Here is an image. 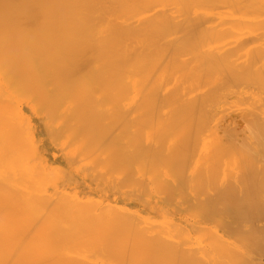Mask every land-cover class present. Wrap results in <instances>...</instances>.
Wrapping results in <instances>:
<instances>
[{
  "label": "bare ground",
  "instance_id": "1",
  "mask_svg": "<svg viewBox=\"0 0 264 264\" xmlns=\"http://www.w3.org/2000/svg\"><path fill=\"white\" fill-rule=\"evenodd\" d=\"M126 1V0H125ZM138 2H139V0H137ZM141 1H145V0H141ZM149 1V6L147 5V7H149V9L151 8H153V6L151 7V5L154 3L153 1H150V0H148ZM147 1V2H148ZM154 1H156V0H154ZM164 1V0H163ZM168 1V0H167ZM167 1L165 2V3H167ZM210 1V0H209ZM216 1V0H215ZM221 1V0H220ZM59 2H61V13L59 14V16L60 15H62V18H60V20H62L63 21V23L64 22H67V21H70L71 22V20H75V17H76V12H77V15L78 16H80L79 17V19L81 20H83V18L82 17H84V22L82 21H79V22H81V24H78V26L80 27L81 26V28L83 29V28H85L86 29V27L88 28V29H86L87 31L89 30V32L91 33V30L92 31H97V30H95V27H96V29H99V28H97L98 27V25H99V27H100V33L102 34V32L103 33H106L105 35H103V36H101V34L99 33V32H93V33H91V36L90 35H88V32L85 30V29H83V30H85L84 32H83V34H82V32H80V30H81V28H79L80 30H79V32H78V29H76L77 30V32L79 33V34H76V31H74V30H71L69 33H68V29L66 30L65 28H66V26H63V25H61V24H63V23H61L60 25H61V28H59L58 27V15H57V13H58V10H57V4H58V0H0V104L2 103H6V105L5 106H3L2 104V106H1V108L3 107V111H4V107H6L7 106V104L9 105H14V106H16V108L14 107V110H15V116L17 117V119L19 120V122H20V124L21 125H23L24 123H25V118L22 116V114H21V111L19 110V108H18V103H19V97H18V95H17V93L19 94V95H23L24 93H23V90L22 89H24V92H25V95H26V93H27V96L28 97H30L31 98V100L32 101H34V100H36V104L38 103V102H40V107L41 108H43V105H42V102H43V104H45L44 106H45V111L43 110V114H44V112H46V114L44 115L45 117H46V119L48 120V122L47 123H49V120H50V123H51V121H53L52 119H51V116H50V112H51V109H52V111H57L58 110V108L56 107V105L59 103H63V107H64V105H65V107L64 108H62L61 107V105H59L62 109H61V115H64V117L62 116L61 117V115L60 116H58V117H60V118H65L66 120H65V122L67 121V119L69 118V122H71V120H72V118H74V116H75V114L76 115H78L79 116V114L81 115H84V114H86V112H88V110H89V113L88 114H90V113H96V112H98V111H96V109L94 110V107L95 106H99V107H101V108H103L102 106H105V105H107L108 104V102H109V105L108 106H110V107H108V108H113V107H111V106H113V105H115V103L117 104V103H121V104H126V103H131L130 105H132V106H128V108L127 109H125V107H123L124 109H125V111H120V113H119V111H116V112H114V110H119V106H118V109L117 108H115V107H117V105H120V104H117L114 108H113V110L111 109H108V110H110V111H112V112H108V115H106V117H104V116H101V113H102V115H104V114H106V113H104L103 114V112H99V114L97 113V114H93L94 116H96L98 119H95V121H93V123L91 122V120H94V118L93 119H91L92 118V116H91V120H90V123H92V124H94V122H97L98 121V123H96L95 125H91V124H89L88 125V123H87V126L85 125L86 123L84 122L85 121V119H83L84 121V123L83 122H81L83 125L82 126H84L83 128H86V127H88V126H93L94 128H95V126H97V124L98 125H101L102 123L105 125V127L104 128H106L105 130H107V129H110V128H112L113 129V127L116 125L115 123H117V122H121L122 120L121 119H119V118H116V116H118V117H120L119 115H116V114H120L121 115V113H122V116H124V114H127V112L126 111H131V113L133 112V117H131L130 119H129V114H130V112H128V116H127V120L126 119H124L125 121H128V122H130V123H128V122H126V123H124V120H123V122H121L120 123V128L121 129H119L118 130V127H117V129L116 128H114V129H116L117 130V133L120 131V130H122V131H120L121 133H124V132H129V136H130V138L132 137V133H135V132H137V131H135V130H138V127L140 128L141 127V125H137V124H139V123H142V121H143V123H144V120H148L149 122L150 121H152V117H154V116H157V118H159V119H157V121L158 120H161V122H163L164 120H165V122H166V120H167V123L169 124L170 122H168L169 121V118H171L170 119V121L172 120V118H173V123H175V121H174V119H176L177 120V125L179 124V126L180 125H182L183 123L182 122H184V125H186L188 122H186L187 120L188 121H190V120H192V121H199V119L200 118H202V120L204 121V120H206V119H204V118H207V120H209V119H211V122H212V118L214 117V120H216L217 118H216V116H217V110H216V107H217V105H216V103H219V101H227V100H231V101H236L237 100V102H239L238 100H240V102H244V100L243 99H245V101H252L253 100V98H254V100L256 99L255 97H260V98H257L258 100L260 99V100H264V44H260V45H258L257 46V44L258 43H260V41L262 42V41H264V38H263V33H261L262 31H264V27H262V26H264V23H262V22H264L262 19V21L259 19V20H257L256 19V22H255V15H256V17L258 16L259 17V15L262 13V15L261 16H264V0H233V2L234 3H232V0H231V2H229V4H230V8H235V10H234V8H233V10L234 11H237V13H234V15H236V14H239V12H240V14H242V15H246V13H247V15H248V13H249V15H248V17L250 18L251 16H254L253 17V20H251V19H247L248 21H247V23H248V26H251V29H254L255 27H258L261 23H262V25H260L259 26V28H257L259 31H260V29H262L263 28V30L262 31H257V29L255 28L254 30H252L253 32H255V31H257V32H259V36L262 34V38H261V36H260V38L262 39V40H256V37L253 39V37H252V39H253V41H252V39H249L250 41H251V43H253L254 41H256V42H254V43H256V45H254L253 47H250L249 46V42L246 40V39H248V38H251V37H248V38H245V39H243V35H244V33H238V34H235V33H233L232 35H231V31H229L230 33V35L232 36V38H231V36H228L227 37V35L228 34H225L226 36V38H222V36H221V34H220V36H217L216 34H218L217 32L215 33V35L217 36L216 38H215V36H213V34L209 37L208 35V37L209 38H211V40H210V42L208 41L209 40V38H206L207 36L206 35H203V36H205V38L206 39H208L207 41H208V44H207V42L206 41H204V40H206L204 37V39L202 38V36L201 37H198V38H202V40H195L196 38L194 37H192V38H185V37H179V38H175L176 36H174V37H172V36H168L167 34H166V32H165V34L167 35V36H164L165 38H162L161 37V35L163 36L164 35V31H167L168 32V30H174L173 29V25H172V27H170L171 26V24H174V22L172 21V18L173 17H167L168 16V14H165L166 13V11H165V13L163 14V13H161V14H158L159 13V11L158 12H155V14L154 15H152V17L153 16H155V17H151V15L150 16H144V18H143V20H142V18L141 19H138V24H136L135 26H132L134 23H131L132 22V20H133V18L131 17V16H129L130 14H132L133 13V10L135 9H137V8H134L133 6H136L135 5V2H133L134 4H133V6H132V2L130 1L129 2V0H127V3L124 5V0H121V2H123L122 3V5H121V2L119 3L118 2V0H115V2H113V0H61V1H59ZM117 2V3H116ZM150 2H153V3H150ZM171 2V1H170ZM181 2V1H180ZM213 3H214V0L212 1ZM224 2H227L228 3V0L227 1H225L224 0ZM113 3V4H112ZM114 3L116 4L115 6H117V4H118V7H116L117 9H115V8H113L112 7V5L114 6ZM146 3V2H145ZM165 3H162L163 5L165 4ZM172 3V2H171ZM185 3V2H184ZM127 4L128 5H130V6H132L133 7V10H129V9H131V7L130 6H127ZM168 4V3H167ZM174 4V3H173ZM172 4V5H173ZM182 4V3H181ZM207 4V3H206ZM221 4V3H220ZM225 4V3H224ZM233 4V5H232ZM156 5H157V3H155V7H156ZM163 5H161V6H163ZM166 5V4H165ZM168 5H170V4H168ZM167 5V6H168ZM175 5V4H174ZM177 5H179V4H177ZM194 5H195V3H194ZM198 5V4H197ZM205 5V4H204ZM114 6V7H115ZM126 6V7H125ZM145 6V5H144ZM144 6H142V7H144ZM183 6V5H182ZM211 6H213V5H211ZM233 6V7H232ZM120 7H122L123 9L124 8H126V9H124V10H126V11H128V13H126V12H120V11H122V8L120 9ZM136 7H138V6H136ZM146 7V8H147ZM159 7V6H158ZM220 7H222V6H220ZM223 7H225V6H223ZM173 8H174V6H173ZM172 8V9H173ZM186 8V7H185ZM210 8V7H209ZM229 8V9H230ZM74 9V10H73ZM141 9V8H140ZM187 9V8H186ZM199 9V8H198ZM60 10V9H59ZM116 10H118V11H116ZM120 10V11H119ZM146 10V9H145ZM145 10H143L142 9V12L143 11H145ZM167 10V9H166ZM176 10H178V8L177 9H175V11ZM180 10H181V8H180ZM183 10V9H182ZM75 11V17L74 16H72L73 18H70L69 20H68V15H70L69 17H71V12L73 13ZM131 11V13L129 14V12ZM141 11V10H140ZM168 11V10H167ZM185 11V10H184ZM209 11V10H208ZM233 11V12H234ZM118 12V13H117ZM120 12V13H119ZM148 12V11H147ZM161 12V11H160ZM186 12H188V11H186ZM100 14V15H98V14ZM129 14L128 16L129 17H131V18H129L128 16H125L126 14ZM134 13H136L137 15H139L141 12H134ZM134 13H133V16H134V18H135V16H137V15H134ZM146 13V11L144 12V14ZM156 13H157V15H156ZM177 13H179L178 11L176 12V14ZM182 13V12H181ZM180 13V14H181ZM188 13H190V12H188ZM119 14H120V18H118L119 17ZM142 14V13H141ZM171 14V13H170ZM227 14V13H226ZM251 14V15H250ZM258 14V15H257ZM123 15V16H122ZM179 15V14H178ZM188 15V14H187ZM198 15V14H197ZM232 15V14H231ZM242 15H241V17H242ZM77 16V17H78ZM176 16V15H175ZM191 16V15H190ZM237 16V15H236ZM122 17H125V19L123 18V21H122ZM127 17V18H126ZM199 17V16H198ZM244 17V16H243ZM246 17V16H245ZM247 17V18H248ZM86 18H87V22L88 23H90V21L92 22V24H91V26H90V24L88 25L87 24V22H86ZM88 18H90L89 20H88ZM170 18V19H169ZM65 19H67V20H65ZM77 19V18H76ZM79 19H77V21L79 20ZM119 19H121V20H119ZM176 18L174 17V19L173 20H175ZM185 19V18H184ZM197 19V18H196ZM126 20V21H125ZM128 20H131V22H128V24L130 23V25H128V24H125ZM139 20H141V21H139ZM191 20V19H190ZM199 20H200V18H199ZM239 20V19H238ZM251 20V21H250ZM72 21V22H73ZM77 21H75V22H77ZM180 21V20H179ZM187 21V20H186ZM210 21V20H209ZM243 21V20H242ZM241 20H240V24H241V22H242ZM245 21V20H244ZM243 21V22H244ZM260 21V22H259ZM70 22H68V23H66L67 25L68 24H70ZM78 22V23H79ZM123 22V23H122ZM125 22V23H124ZM173 22V23H172ZM175 22H177V21H175ZM181 22H183L184 23V20L183 21H181ZM180 22V23H181ZM188 22V21H187ZM186 22V23H187ZM229 22V21H228ZM235 22H237L236 20L235 21H232L231 20V27H233V25H235ZM238 22L236 23V24H238ZM246 22V21H245ZM244 22V24L246 25V23ZM87 25H86V24ZM179 23V22H178ZM177 23V24H178ZM213 23V22H212ZM257 23H260L258 26H255V24H257ZM65 24V25H66ZM73 24H74V22H73ZM76 24V23H75ZM82 24H85L86 25V27H85V25H83V27H82ZM238 25V27L239 28H242V30L245 28V29H249V30H251L250 29V27H248L247 25H246V27H244L243 28V26H244V24L242 25V27H241V25ZM71 25V24H70ZM94 27H93V26ZM170 25V26H169ZM175 26H176V23L174 24ZM180 25V24H179ZM178 25V26H179ZM187 25V24H186ZM191 25V24H190ZM225 25V24H224ZM229 25V24H228ZM252 25L253 26H255V27H253L252 28ZM72 26V25H71ZM75 26V25H74ZM73 26V27H74ZM166 26H169V27H167V28H164V27H166ZM174 26V27H175ZM182 26V25H181ZM181 26H179V27H181ZM230 26V25H229ZM76 27H77V24H76ZM75 27V28H76ZM89 27H90V29H89ZM92 27V28H91ZM221 27V26H220ZM223 27V26H222ZM234 27H236V26H234ZM261 27V28H260ZM71 29H73L72 27H70ZM74 28V29H75ZM176 28H177V26H176ZM103 29V30H102ZM168 29V30H167ZM232 29V28H231ZM235 29H237V27L235 28ZM234 29V30H235ZM82 30V31H83ZM163 30V34L161 33L160 34V36L158 35H156V32H161ZM171 30H170V32H171ZM176 30V29H175ZM177 30H178V28H177ZM203 30V29H202ZM226 30V29H225ZM75 33H74V32ZM201 31V30H200ZM223 31V30H222ZM236 31V30H235ZM238 31V30H237ZM239 31H241V30H239ZM252 31H251V33H252ZM72 32L74 33V34H76V35H74V34H72ZM86 32V34H84ZM158 32V33H159ZM170 32H168V33H170ZM203 32V31H202ZM250 32V31H249ZM89 33V34H90ZM97 33H99L100 34V37L98 36L97 38H95L94 36H96V34ZM110 33V35H108V34ZM153 33H155V35H151V34H153ZM157 33V34H158ZM214 33V32H213ZM222 33V32H221ZM226 33V32H225ZM247 33V32H246ZM82 35V36H80V38L78 37V38H76V37H74V36H79V35ZM92 34H94V35H92ZM171 34V33H170ZM199 34V33H198ZM203 34V33H202ZM224 34V33H223ZM248 34V33H247ZM73 35V36H72ZM88 35V36H87ZM236 35H238V36H236ZM255 35H257V34H255ZM86 36H87V38H89V36H90V38L88 39V41L86 40ZM192 36H194V35H192ZM196 36V35H195ZM74 37V38H73ZM82 37V38H81ZM169 37H170V39H169ZM172 37V38H171ZM220 37V38H219ZM85 38V39H84ZM93 38H95V39H93ZM197 38V39H198ZM253 43V44H254ZM205 47H207V48H205ZM203 49V48H205L204 50H201V49ZM198 49H200L201 51H199ZM101 86L102 88H100L99 86ZM37 86H38V88H37ZM98 86V87H97ZM98 88H100V89H98ZM250 88H251V90H250ZM255 89V91L253 90V89ZM26 89V90H25ZM249 89V90H248ZM20 90V92L22 93V94H20L18 91ZM253 90V91H252ZM25 95H24V98H25ZM29 98V99H30ZM247 98H248V100H247ZM22 99V98H21ZM34 99V100H33ZM250 99H252V100H250ZM27 100V99H26ZM116 100V102H114ZM21 101V100H20ZM31 101V102H32ZM100 101H102L101 102V104L102 105H100ZM104 101H105V103H104ZM118 101V102H117ZM96 104H95V103ZM112 102V103H111ZM25 103V102H24ZM35 103V102H34ZM87 104V103H93V105H95V106H93V111L94 112H90V110L92 111V106H91V104H90V106L91 107H89V109L88 110H85V106L86 105H84V104ZM51 105V107L53 106L52 104H55L51 109H50V105ZM76 106H75V105ZM88 104V105H89ZM98 104V105H97ZM104 104V105H103ZM10 105L7 107V109L9 110V108H10ZM32 105H34V104H32ZM47 105V106H46ZM87 105V106H88ZM36 106V105H35ZM121 106V105H120ZM20 107V106H19ZM27 107V106H26ZM37 107V106H36ZM40 107H38V108H40ZM85 107V108H84ZM107 107H105V108H107ZM122 107V106H121ZM129 107H132V108H129ZM47 108L48 109H50V110H47ZM54 108H55V110H54ZM100 108V109H101ZM6 109V108H5ZM35 109V108H34ZM60 109V108H59ZM87 109V108H86ZM121 110H122V108H120ZM1 111L0 112H3L2 111V109H0ZM14 110H12V107H11V111L13 112ZM37 110V109H36ZM42 111V110H41ZM41 111H40V114H41ZM50 111V112H49ZM96 111V112H95ZM106 111H107V109H106ZM238 111H239V109H238ZM10 112V111H9ZM8 112V113H9ZM35 112V111H34ZM48 112H49V114H48ZM113 112L114 113H116V114H113ZM125 112V113H124ZM8 113H6L5 111H4V113H1L3 116H4V114H8ZM27 113V112H26ZM52 113V112H51ZM66 113H68V115L70 114V116L68 117V115L65 117V115H66ZM109 113H111V114H109ZM216 113V115H214ZM13 114V113H12ZM58 114H60V113H58ZM72 114H74V116L72 115ZM134 114H137V115H135L136 116V118H138L137 116L138 115H140L141 117L142 116H144L143 118H141V117H139L138 119H143V120H133V118H134ZM9 115H11V114H9ZM36 115V114H35ZM52 115V118L54 117V119H56V117L55 116H53V114H51ZM55 115V114H54ZM73 117H72V116ZM81 115V116H82ZM114 115V116H113ZM131 115V114H130ZM1 116V115H0ZM30 116H31V114H30ZM33 116V115H32ZM38 116V115H37ZM48 116H50V119H48L47 117ZM86 116H87V114H86ZM89 117H90V115H88ZM109 116V118H107ZM110 116H112V119H111V117ZM146 116L147 117H149V119H147L146 118ZM57 117V118H58ZM68 117V118H67ZM70 117H72L71 119H70ZM85 117V116H84ZM116 119H119V121L117 120V121H114V120H116ZM2 118V117H1ZM5 118V117H4ZM31 118V117H30ZM59 118V120H61ZM108 120V121H110V122H108V125H106L105 123H104V121L103 120H106V119ZM125 118V117H124ZM152 118V119H151ZM163 120H162V119ZM165 118V119H164ZM166 118H168V119H166ZM76 119V118H75ZM78 119H80V117L78 118ZM77 119V120H78ZM89 119V118H88ZM88 119H86V121L88 120ZM99 119H102V121L100 120V122H99ZM129 119V120H128ZM1 120V119H0ZM10 120H12V119H10ZM27 120V119H26ZM44 120V119H43ZM42 120V121H43ZM76 120V121H77ZM106 120V121H107ZM111 120H112V122L115 124V125H111L112 124V122H111ZM121 120V121H120ZM130 120H133V122H138L139 121V123H134L136 126H138L136 129L133 127H131L130 125H134L133 124V122L132 121H130ZM154 120L155 121H153V123L154 122H156V117L154 118ZM179 120H183L182 122H180ZM206 120V121H207ZM4 121V120H3ZM6 121H8V119L6 120ZM29 121V120H28ZM62 121V120H61ZM66 122L67 124H65V126H67V125H69L70 123L69 122ZM75 120H74V123L76 122ZM81 121V120H80ZM105 121V122H106ZM172 121H171V125L173 124L172 123ZM178 121L181 123H178ZM194 121V122H195ZM203 121H201L200 120V128L201 127H203V126H201L202 125V122ZM5 122V121H4ZM36 122H38V121H35V123ZM44 122V121H43ZM56 122V121H55ZM63 123H64V119H63V121H62ZM79 122V121H78ZM132 122V123H131ZM160 122V121H159ZM191 122V121H190ZM188 123L187 125H188V127H190V129H191V125H192V123L194 124V122H192V123ZM210 122V123H211ZM215 123H216V121H214ZM3 123V122H2ZM7 123V122H6ZM13 123H14V120H13ZM12 123V124H13ZM34 123V124H35ZM59 123H60V121H59ZM69 123V124H68ZM74 123L72 122V126L73 127H71V128H74ZM80 123V122H79ZM80 123V124H81ZM110 123V124H109ZM128 123V125L130 126L129 128L130 129H133L132 131H135V132H132L131 131V134H130V129L129 130H126V129H128L127 127H128V125H126ZM143 123H142V127L144 128L148 123L146 122V123H144V126H143ZM151 123V124H150ZM147 126V128H149L150 129V132L147 130H145L146 131V136L148 135H151L152 134V132H154V129H153V127L151 126V125H154V127H155V123L153 124L152 122H150ZM158 122H156V124H157ZM176 123L175 124H173L174 125V129H176L177 128V125H176ZM199 123H196L197 125H199ZM42 124V123H41ZM55 125V123H53L52 122V125ZM78 124V123H77ZM76 124V125H77ZM77 125V126H75V129H76V127L77 128H79L80 127V129H79V131L81 130V128H82V126L81 125ZM123 124H125V126H126V128H125V126L123 125ZM164 124V122L163 123H161V127H159V128H157V127H155V129L157 130V129H159V133H160V131L162 130L161 128L164 126L163 125ZM166 124V123H165ZM195 124V125H196ZM205 124V123H204ZM207 124V123H206ZM205 124V125H206ZM217 124L218 123H216L215 125H211L212 127H210V124H208L209 125V127L211 128L210 130H212V133H215L216 132V128H217ZM8 125V124H7ZM62 125V124H61ZM119 125V123H117V125L116 126H118ZM121 125H123V126H121ZM149 125L152 127V129H151V127H149ZM158 125V124H157ZM176 125V126H175ZM186 125V126H187ZM194 125V126H195ZM205 125H204V127H205ZM207 125V126H208ZM234 124H232V127H231V124L229 123V124H223V126H221L222 127V129H220V128H218V131H219V129H220V132L222 133V132H224L225 134H227V132H231L232 133V129H234V131L235 130H237L238 128H240V127H235V125L233 126ZM13 126L14 127H16V125H15V123L13 124ZM24 126V125H23ZM27 126V125H26ZM65 126H61V127H63L62 129H60L58 126H55V127H57L56 128V130H59L60 129V131H58L59 133H57V136H58V134H60V133H62L61 131H63V129H64V133L65 132H69L68 130H66L67 128H69L70 127V125H69V127H65ZM102 126L103 125H101V127L100 128H102ZM107 126H112V127H108L107 128ZM115 126V127H116ZM166 126H167V124H166ZM178 126V127H179ZM193 126V125H192ZM206 126V127H207ZM219 126V125H218ZM237 126H239V124L237 125ZM245 126V125H244ZM242 127V131H246L247 130V128H249V129H254L253 127H250V125H249V127L246 125L245 127H247V128H245V127ZM8 127H10V126H8ZM42 127V126H41ZM122 127H123V129H124V131H123V129H122ZM165 127V126H164ZM168 128H169V126H167ZM171 127L173 128V126H170V128L168 129V130H170L171 129ZM184 127V126H183ZM196 127V126H195ZM205 127V129L206 130H208L207 128ZM17 128V127H16ZM27 128V127H26ZM90 128V127H89ZM92 128V127H91ZM91 128L89 129L90 131H91V133H92V130L94 129H92L91 130ZM99 127H97V129H98ZM180 128H182V127H180ZM193 128V127H192ZM198 128H199V126H198ZM199 128V129H200ZM237 128V129H236ZM244 128V129H243ZM9 129H12V128H9ZM29 129H31V128H29ZM28 129V130H29ZM43 129V127L40 129V132H41V130ZM88 129V128H87ZM97 129H96V132L94 131V133H92V134H96L97 133ZM114 129L113 130H111L112 132H115L114 131ZM161 129V130H160ZM165 129V130H164ZM173 129V130H174ZM184 130L186 129V127L185 128H183ZM195 129V128H194ZM246 129V130H245ZM248 129V130H249ZM257 129H260V130H263L264 131V127L263 126H259V127H257ZM17 131L19 130L18 128L16 129ZM16 130H15V132H16ZM66 130V131H65ZM74 131V135L76 136V135H78V133H76L75 134V131H77L78 129H76V130H74V129H71V131ZM86 130V129H85ZM84 129H83V131L85 132H83V134H82V132H79L80 134H82L83 136H82V138L84 137V134H86V131H85ZM95 130V129H94ZM103 132L102 133H105L104 131L105 130H103V129H101ZM101 130L100 131H98V136H99V134L101 133ZM153 130V131H152ZM167 129L166 128H163V131H165L166 132V138H167V136L169 137V135L171 136V137H169V141H170V138H175V137H177V136H179V132H178V130H179V128H178V130L176 131L175 130V132H178L177 134L176 133H171V132H168L167 133V131H166ZM172 130V131H173ZM184 130H183V133H184V135H185V132H184ZM187 130V129H186ZM189 130V129H188ZM188 130H187V132H188ZM193 130V129H192ZM192 130H189V133L192 131ZM201 130H203L202 131V133L204 134L206 131L204 130V129H201ZM201 130L199 131V130H197L199 133H201ZM210 130L208 131V132H210ZM256 130V129H255ZM11 131H13V129L12 130H8V128H6V126L4 127L2 124H0V132H2L3 133V140L2 141H0V142H2V146H3V148H5V149H3L4 151L6 150V148L7 149H9L8 147H10V146H8V142H9V140L11 141L13 138H11L10 139V136H9V133L10 134H12L13 132H11ZM33 131V130H32ZM31 131V132H32ZM108 131V130H107ZM110 131V130H109ZM139 132L141 131L142 133H144L143 131H144V129L142 130V129H139L138 130ZM179 131H181V129L179 130ZM205 131V132H204ZM233 131V132H234ZM239 131V130H238ZM252 131V130H251ZM254 131V130H253ZM258 131V130H257ZM14 132V133H15ZM155 132H157V131H155ZM155 132L153 133L154 135H155ZM174 132V131H173ZM195 132V131H194ZM192 133V134H195V133ZM207 132V134L209 135V133ZM240 132V131H239ZM12 134V135H20L21 136V132H20V134H19V131L16 133V134ZM39 133V132H38ZM63 133V134H64ZM72 133V132H71ZM100 134L101 135V137H100V139H103L104 137H102V136H104L103 134ZM106 133H108V132H106ZM116 133V134H117ZM142 133H137V134H133L135 137H138L139 139H136L135 138V140H141L140 141V146H141V144H142V146H143V136H140ZM147 133H149V134H147ZM151 133V134H150ZM158 132L156 133L157 134V136H158V134H159ZM164 132H161V135L163 134ZM171 133V134H170ZM198 133V138L195 136V135H192V137L193 138H197V141L199 140L200 141V139H199V135H201V134H199ZM236 133H238L237 131H236ZM247 133V134H246ZM249 133H251L250 132V130H249ZM247 131L244 133V135L246 134L247 136H248V134H249ZM260 133V132H259ZM63 134H61V136H63ZM66 134V133H65ZM88 134V133H87ZM90 134V133H89ZM92 134H90L91 136H93ZM96 134V135H97ZM111 134V133H110ZM113 135H115V137L114 136H112V135H109L108 136V138H109V141L107 140V142H111V144L113 143V140H114V143H116L115 141H117V139H120V137H121V135L122 136H125L126 137V133H125V135L124 134H119V137H117L116 136V134H114V133H112ZM128 134V133H127ZM138 134H140L139 136H137ZM152 134V138H150L151 140L153 139V141H154V137L156 136H154ZM169 134V135H168ZM172 134H174V136H172ZM181 134V133H180ZM188 133H186V135H187ZM220 134V133H219ZM230 134V133H229ZM235 134V133H234ZM233 134V135H234ZM242 134V133H241ZM16 135V137H19V136H17ZM47 135V134H46ZM52 135L54 136V140H58V137L55 135V134H53V132H52ZM68 135V137H70L69 136V133H67L66 134V136ZM90 135H88L87 136V138L88 137H90ZM95 135V137L93 138V139H95V140H93V145L94 146H96V147H99L98 148V151H97V149H91V148H93V147H91V148H88L89 147V145H91L92 144V142H88V139H83V141L84 142H86V140H87V144H85V145H88V143H89V145H88V147H85V145H83V147H85L84 149H80L81 151H83L84 150V152L86 151V148H88L87 150L89 151L90 149L92 150V151H94L93 153L91 152V150L89 151V152H87V154H89V155H87L86 154V152L85 153H83V152H81V154H82V159L84 158V161L85 160H87L86 158V156H88V159H89V157H90V155L91 154H93V155H91V161H92V159L94 158V156L96 157V156H99L100 157V155L99 154H104L103 156V159L104 158H107L108 159V161H110V162H113V164H116L118 167H116V166H114L112 163H111V165H112V168H110L111 167V165H110V167H107L106 168V166H107V164L105 165L104 163H107L108 161L107 160H105L106 162H104L103 164L101 163V164H95L94 162H91L90 161V163L92 164H95L93 167H92V169H91V167H90V171L92 170V171H94L95 173H97L96 171H95V169H93L96 165L98 166V165H101V166H99L100 167V169L102 168V169H104V171L106 172V175L107 176H109V178L111 177L110 175H111V173H112V171H113V174H114V170H113V168L114 169H116V168H118L119 169V166L121 167V166H123L122 168L123 169H121L120 168V171L119 172H122V174L125 176V178L123 177V179H121L122 181L125 179V180H127L128 181V179H129V177H130V173H132L133 175H135V173L136 172H134V169H132L131 167H130V165L128 164L129 162L128 161H130L131 159L130 158H132L133 156L135 157V159L134 158H132L134 161V163H135V165H136V162H137V164H138V162H139V164L138 165H136V166H138L140 169L138 170L139 171V173H140V175H141V173L143 174V176H142V179H145L144 178V171H143V168H144V170H146L145 171V174H146V172H147V168H146V165L145 164H149L148 162H146V163H144L143 165H144V167H143V165H142V163H143V161H142V159H144V158H142V159H139V161H136V160H138V158H141V156L142 157H147V155L148 154H150V152L151 151H153V150H155L154 148H153V145H151V143H150V139H149V137H148V140H147V143H146V145L143 147L144 149L145 148H147L146 146H148L149 145V143H150V145L152 146V147H150V148H152V149H150L149 150V153L147 154V152L145 153V151L146 150H141L142 149V147L140 148L139 147V150H141L142 151V154H141V156H140V154H138V153H136V151L137 152H139L138 151V149H137V147H136V151H135V146L137 145L138 146V144H139V142L137 141H135L133 138L134 137H132V139L134 140V143L131 141V144H129L130 143V138H128L129 136L127 135V138L129 139H127L126 138V140L127 141H129L128 143H126V141H125V137H121V139L124 141V145H123V147L121 148V146H122V141L119 143V141L120 140H118L117 141V143H119V144H121V146H119V145H117V143L115 144V145H117V147L119 148H117L114 144V146L112 147V146H110L109 144V147H112V151L114 150V152H116V151H118V152H116L115 154H117V153H119L122 149L124 150V152H127L128 151V153H119L120 154V156H119V154H118V156L117 157H119V159L121 158V155H128V154H130L131 152L129 151V150H127L128 149V147H126V146H130V145H132V143L133 144H135L133 147V151H132V155L133 154H136V155H133L132 157H129V155L127 156V157H129V158H127L126 156H122L123 158L121 159V161L123 162L124 161V163H125V166H126V164L129 166V168H127L128 170L129 169H132V171H130V172H128L127 174H128V176H127V174L124 172L123 173V171H125V169H124V163H122V165H119V162H120V164H121V161H119V159H117V157H116V155L114 154L113 155V153H111V151H109V150H111L109 147H107L108 149V151L104 148V146H103V148L102 147H100L101 145H100V142H101V140H100V142L98 141L99 139H97L96 137H98V136H96ZM143 135V134H142ZM160 135V134H159ZM161 135H160V137H161ZM175 135H177V136H175ZM188 135H190V134H188ZM213 135V134H212ZM215 135H218V132H216L215 133ZM222 135H223V133H222ZM231 135V134H230ZM262 135H263V132H262ZM1 136V137H2ZM56 136V137H55ZM75 136L73 137L74 138V140H75V144L77 145L78 143H79V145L78 146H76V148L77 147H79L80 145H81V143H82V138L80 139L81 140V143L80 142H78L77 141V143H76V138H77V136H76V138H75ZM80 137H81V135H79ZM86 136V135H85ZM182 136H183V134H182ZM181 136V137H182ZM202 137H203V135H201ZM211 136V135H210ZM221 136V135H220ZM239 136H241L240 135V133H239ZM239 136H237L238 137V139H239ZM252 136V135H251ZM14 137V136H13ZM47 137H49V136H47ZM52 137V136H51ZM65 137V136H64ZM115 139H114V138ZM142 139H141V138ZM159 137V136H158ZM163 137H164V134H163ZM163 137L162 138H157V140H160V139H162V140H165V139H163ZM181 137H179V139L181 138ZM185 137V136H184ZM190 137V139H191V136H188V138ZM213 137H215L214 135L212 136V138ZM219 137V136H218ZM223 137V136H222ZM221 137V138H222ZM227 137H229L230 138V136L228 135ZM237 137H235L236 139H237ZM264 137V136H263ZM22 138V137H21ZM29 138V137H28ZM59 138H60V135H59ZM66 138V137H65ZM79 138V137H78ZM84 138H86V137H84ZM92 138L90 137V140H92ZM99 138V137H98ZM106 138H107V135H106ZM105 138V139H106ZM107 138V139H108ZM117 138V139H116ZM174 138L171 140L172 142L171 143H173V140H174ZM183 138V137H182ZM185 138H187V137H185ZM192 138V139H193ZM203 138H207V139H209V137L207 136V135H205V137H203ZM203 138H201V139H203ZM216 138H217V136L215 137V141H212V144H211V141H209L210 142V147H211V149L209 148V146L207 145V147L209 148V149H207V151H208V153H207V157H205V155H201V150L200 151H198L199 153H198V159L199 160H201L202 161V163H201V165L203 164V162H205V161H207V166H210L211 167V165L212 164H214V163H217V162H215L213 159H212V157H214L215 158V156H216V158L215 159H220V158H223V157H221V156H219L218 157V155L220 154V153H222V152H220V153H217V152H219L220 151V146H219V144L217 145L216 143H217V141H219V140H217L216 141ZM220 137H219V139H221ZM226 137H225V135H224V138L223 139H225ZM229 138H228V141H229ZM231 138H232V136H231ZM235 138H233V140L235 139ZM242 138V137H241ZM17 139H19V138H17ZM23 139V138H22ZM22 139H19V140H21V141H19V142H23L22 141ZM31 139H33V138H31ZM42 139V138H41ZM96 139H97V141H98V143L99 144H97V145H95L94 143H95V141H96ZM111 139H113L112 141H111ZM168 139V138H167ZM167 139H166V141H167ZM177 139V143H179V141H178V137L177 138H175V140ZM184 139V138H183ZM191 139V140H192ZM211 139V138H210ZM209 139V140H210ZM235 139V140H236ZM237 139V140H238ZM245 139V138H244ZM249 139H251V137H249ZM16 139H14V141H15ZM61 140V139H60ZM69 140H71V139H69ZM69 140H67V144H68V142H71V141H69ZM73 140V139H72ZM162 140L160 141V142H158V143H156V141H154L155 143H154V145H157V146H154V147H160V148H162V146L164 145L165 146V144H166V142H164L165 144H162L161 142H162ZM174 140V141H175ZM189 140V139H188ZM188 140H187V142H186V140H182L183 141V143H184V145L187 147L188 145H190L191 144V142H190V140H189V142H188ZM227 140V139H226ZM231 140V139H230ZM234 140V141H235ZM247 140H248V138H247ZM253 140V139H252ZM258 140V139H257ZM259 140H262V139H259ZM258 140V142H260ZM97 141H96V143H97ZM149 141V142H148ZM153 141H151L152 143H153ZM194 141V140H193ZM196 141V140H195ZM222 142H223V144H225V143H228L227 141L224 143V141L223 140H221ZM233 141V142H234ZM241 141V140H240ZM245 141V140H244ZM263 141H264V138H263ZM51 142V141H50ZM65 142V141H64ZM106 142V141H105ZM105 142H103L102 141V143H104L105 144ZM106 142V143H107ZM136 142V143H135ZM176 142H174V144H172V145H175L176 144ZM181 142V141H180ZM249 142V141H248ZM10 143V142H9ZM13 143V144H12ZM17 143V142H16ZM52 143V142H51ZM159 143H161L162 144V146H160V145H158ZM182 143V142H181ZM183 143H182V146H184L183 145ZM186 143V144H185ZM187 143H189L188 145H187ZM207 143V142H206ZM220 144H221V142H219ZM230 143H232L231 141H230ZM230 143H229V146H230ZM243 143V142H242ZM247 143V142H246ZM245 143V145L249 148V145L248 144H246ZM264 142H260V143H258V145L259 144H263ZM11 144H12V148H15V143L14 142H11ZM21 144V143H20ZM37 143L35 142V145H36ZM54 144V143H53ZM64 144V143H63ZM63 144H61V146L63 145ZM125 144H126V146H125ZM148 144V145H147ZM195 144H199L198 146H200V143L198 142H195ZM207 144H209V143H207ZM216 144V145H215ZM232 144H234V143H232ZM232 144H231V148L232 147H234L235 146V144H234V146H232ZM249 144H250V142H249ZM255 144V143H254ZM13 145H14V147H13ZM18 145H19V143H18ZM22 145V144H21ZM26 145V144H25ZM55 145V144H54ZM74 145V143L73 144H68V146H70V147H72ZM81 145V146H82ZM98 145H100V146H98ZM169 145V144H168ZM172 145H170L171 146V148H169L168 146H167V149H172L173 148V146ZM228 145V144H227ZM226 145V146H227ZM237 145V144H236ZM242 145V144H241ZM16 146H17V144H16ZM57 146V145H56ZM92 146V145H91ZM106 146H107V144H106ZM124 146H125V148H124ZM181 146V145H180ZM182 146L181 147H179L178 146V144H177V146L175 145V149H176V147H178V148H181V149H179V151L183 154V152H184V154H185V152L187 151V148H185V147H183V148H185V149H183L182 148ZM193 146H195L194 145V142H192V146H191V148L195 151V148H196V150L198 149L197 147L198 146H195V147H193ZM204 146H205V144H204ZM217 146L219 147V149H217ZM224 146V145H223ZM223 146H222V148H223ZM228 146V147H229ZM239 146H240V144H239ZM254 146V145H253ZM262 146V149H263V145H261ZM18 147H20V146H18ZM23 147H27V146H24V142H23V146L21 147V152L23 151ZM48 147V146H47ZM82 147V148H83ZM116 147V148H115ZM206 146H205V150H206V148H207ZM238 147V146H237ZM242 147V149H243V147L244 146H241ZM257 147V148H256ZM256 147H254L255 149H256V151L254 152V150H253V148L251 149L252 151H250V149H248L249 150V152H254V154L255 155H258L257 156V160L256 161H258L259 160V158L258 157H260V155H262V153L260 154L259 152H261V148H260V146H257L256 145ZM260 149H259V148ZM11 148V147H10ZM66 147H64V149H65ZM75 148V150L76 151H74V152H77L79 149H76ZM95 148V147H94ZM100 148H102V149H100ZM116 149V151H115V149ZM127 148V149H126ZM131 148V147H130ZM129 148V149H130ZM160 148L158 149V148H156V149H158V150H160ZM165 148V147H164ZM189 149H190V147H188ZM230 147H229V149H231ZM235 148V147H234ZM234 148H232V149H234ZM16 149V148H15ZM106 150V151H104V150ZM118 149V150H117ZM148 149H149V146H148ZM148 149H147V151H148ZM184 151H183V150ZM215 149H217L216 150V152H214V153H217L218 155H213L212 157H211V155H210V163L212 162V160L214 161L213 163H211V165H210V163H209V156H208V154H210L209 153V151H211V152H213ZM224 149V154L223 155H225V147L223 148ZM232 149H231V151H232ZM237 150H238V148H236ZM245 149H247V148H245ZM257 149H259V152H257L258 150ZM101 151V153H99L100 151ZM102 150L104 151L103 153H102ZM120 150V151H119ZM127 150V151H126ZM131 150V149H130ZM158 150H156L155 152H156V154H158V152L160 153L161 151H158ZM193 150L191 151V149H190V151H187L186 152V158L187 159H184L185 158V155L183 154V155H180V154H178L179 156H181V157H184V158H180V157H178L177 155H174V153L175 152H177V151H174L173 149H172V151L174 152V153H172V151H170L169 150V152L171 153H165V154H168V155H171L172 156V154H173V158L176 156L177 157V159L179 158V159H181V160H186V161H188V162H186L185 161V163L186 164H189L190 162H189V160L190 159H192L191 160V162L193 161V158H194V156H196V151H195V153L193 152ZM222 150V149H221ZM240 150V149H239ZM247 150V151H248ZM20 151V150H19ZM28 151V150H27ZM29 151H31V150H29ZM36 151V150H35ZM98 152V154H95L96 152ZM140 151V152H141ZM158 151V152H157ZM164 151H165V149L163 150V154H162V156H164ZM167 151V150H166ZM229 150H228V148H227V152H228ZM236 151V150H235ZM262 151H264V150H262ZM6 152V151H5ZM11 152V151H10ZM16 152V151H15ZM80 152L78 151L77 153L79 154H76L75 156H73L75 159L79 156H81V154H80ZM91 152V153H90ZM106 152H109L108 154L109 155H113V156H115L114 158H116L117 159V161H118V164L116 163V160L114 159L113 160V158L112 157H110ZM155 152H152V154L154 153L155 154ZM193 152V153H192ZM239 152V151H238ZM1 153H3V151H1ZM8 153H9V150H8ZM13 153V150H12V152L10 153V156H11V154ZM17 153H18V151H17ZM24 153H25V151H24ZM24 153H22V154H24ZM26 153H29V152H26ZM179 153V152H178ZM229 153L231 154V152L229 151ZM242 151H241V155L240 156H242ZM248 153V152H247ZM252 153H251V155H252ZM257 153H259V154H257ZM15 154V153H14ZM14 154H12V155H14ZM19 155L21 154L20 152L18 153ZM31 155H32V153H30ZM86 154V155H85ZM107 154V155H106ZM139 156H138V155ZM155 154V155H156ZM189 154V155H188ZM192 154H194V156H192ZM204 154V153H203ZM234 154V153H233ZM236 154V153H235ZM250 153H248L247 155H249ZM252 155L251 157H254L253 158V161H254V159H256L255 158V155ZM263 154H264V152H263ZM2 155V154H1ZM6 155H7V152H6ZM5 155V156H6ZM83 155H85L84 157H83ZM111 155V156H112ZM143 155H145V156H143ZM161 155V153L159 154V156ZM168 155L165 157L164 156V158H165V160H162V159H164V158H162V156L160 157V158H162L161 160H162V163H161V160H160V158H158L159 156L157 155V156H154V157H157L156 159H158V160H156V159H154L153 158V160H154V162H155V160H156V164H155V166H157V164L159 165V163H157V162H159L160 161V163L161 164H164L165 163V165H167L168 163H167V157H168ZM191 155V156H190ZM237 155V154H236ZM243 155H246L245 154V152H244V154ZM21 157H24V156H22V155H20ZM53 156V155H52ZM106 156V157H105ZM109 158H108V157ZM137 156V157H136ZM149 156V155H148ZM151 156V155H150ZM169 157L168 159L169 160H171V159H173L172 157ZM200 156H203L204 158H201L200 159ZM228 155L226 154V157H227ZM233 157V156H235V155H229V157ZM238 156V155H237ZM239 156V157H240ZM264 156V155H263ZM263 156H262V158H263ZM14 157V156H13ZM18 157V156H17ZM25 157H32V156H25ZM86 157V158H85ZM99 157H97V159H93V161H96L97 160V162L96 163H98V158ZM188 157H190V158H188ZM192 157V158H191ZM228 157V158H229ZM230 157V158H231ZM236 157V156H235ZM250 157V156H249ZM248 157V158H249ZM249 158V160H250V162H248L247 160H246V158H244L243 159V161H241V163H240V165H239V163L236 161V163H235V166L234 167H237L238 165V167H240L241 165H242V167H240V168H244V169H246V168H248V170H249V167H246L247 166V163L249 164H255L251 159L252 158ZM1 158H2V156H1ZM5 158V157H4ZM16 157H14V159H15ZM111 158H112V161H111ZM137 158V159H136ZM208 159V160H206V159ZM225 158V157H224ZM223 158V159H224ZM229 158V159H230ZM261 158V159H262ZM8 159H9V157H8ZM12 159V158H11ZM16 159H18V158H16ZM75 159H74V162H76L75 161ZM110 159V160H109ZM124 159V160H123ZM126 159L128 160L127 161V163H126ZM148 160H150V162H152V160H151V157H150V159L149 158H147ZM147 159H145L146 161H147ZM189 159V160H188ZM232 159V158H231ZM234 159V158H233ZM236 159H237V157H236ZM236 159H234V161L236 160ZM260 159V160H261ZM1 160V159H0ZM3 160V159H2ZM6 160V159H5ZM5 160H3V161H5ZM70 160V159H69ZM72 160H73V158H72ZM90 160V159H89ZM101 160V162H102V159H100ZM142 162H141V161ZM199 160H197V162L196 163H198L197 165V168H195L196 170H197V173L199 174V175H201V177H199V175H198V177H196L197 175L196 174H193L195 177H192V185L194 184V183H196L197 182V184H194V186H193V188L195 187V190L194 191H196V192H198V193H195L194 191H193V189H191V192H192V194H193V196L194 195H197V199H196V196H194L195 198H193L194 200H195V207H198L199 205H197V204H199V203H201V201H202V203L204 202H208L207 200V198H208V196L207 195H209V194H207V192H206V194L204 193V194H202V192H205V191H203V190H206L205 188V185H204V182L203 181H197V179L198 180H204V177H202V176H204L203 174H204V169L202 168H200V170H199V167H201V166H199L200 165V162L201 161H199ZM221 160V159H220ZM225 160V159H224ZM224 160L222 161V162H224ZM240 160H242V159H240ZM239 159H238V161H240ZM259 160V161H260ZM264 160V159H263ZM263 160H261V161H263ZM83 161V160H82ZM88 161V160H87ZM115 161V162H114ZM136 161V162H135ZM163 161H166V162H163ZM172 161V160H171ZM169 162L170 164L172 163V162ZM195 161V160H194ZM217 161V160H216ZM219 161V160H218ZM226 161H227V159H226ZM258 161V162H259ZM141 162V163H140ZM145 162V161H144ZM154 162H152L153 163V165L151 166V169L153 170L154 168ZM175 162H177V161H175ZM228 162H231V160L230 161H228ZM228 162H226V163H224L225 164V167H227V166H229L230 165V163H229V165H227L226 166V164H228ZM253 162V163H252ZM258 162L256 163V164H258ZM264 162V161H263ZM36 163V162H35ZM167 163V164H166ZM173 163H174V159H173ZM169 164V167H171L172 168V170L174 169V170H176V168H178V171H174L175 173L176 172H178V176H177V174H175L174 172H173V174H174V176H177V177H179V176H184V174L183 173H181V171H179V169L181 168L182 169V172H187L186 170H188V169H186V167H189L190 166V169H191V165L189 164V166H187V165H185L184 164V162H183V164L185 165V167L183 166V164H182V161L180 162L182 165H181V167L179 168L178 167V165L180 164L179 163V160H178V165L176 164V163H174L176 166H174V164ZM218 163H220L221 165L220 166H218L217 167V165H219V164H216V168H215V166L213 165L210 169H212V168H214V170L216 169L217 171L218 170H221L220 168H221V166H222V163L221 162H218ZM16 164V163H15ZM52 164V163H51ZM92 164V165H93ZM110 163H108V165H109ZM150 164L148 165V166H150ZM54 165V164H53ZM88 165V164H87ZM105 165V166H104ZM132 166L134 165L133 163L131 164ZM142 165V166H141ZM165 165H160L159 167H155V168H157V170H159L158 168H164V166ZM194 165V164H193ZM232 165V164H231ZM237 165V166H236ZM261 165H262V163H261ZM264 165V164H263ZM44 166V165H43ZM97 166H96V168H97ZM103 166L105 167V168H103ZM135 166V167H136ZM147 166V167H148ZM162 166V167H161ZM174 166V167H173ZM253 167H255L254 165H252ZM260 166V165H259ZM32 167V166H31ZM30 167V168H31ZM35 167V166H34ZM127 167V166H126ZM182 167H184V168H182ZM202 167H204V164H203V166ZM230 167H233V166H230ZM229 167V168H230ZM233 167V169H235ZM237 167V168H238ZM246 167V168H245ZM263 167V166H262ZM261 166L259 167V168H261V169H264V168H262ZM19 168V167H18ZM36 168V167H35ZM35 168H33L34 169V174H35ZM47 168V167H46ZM146 168V169H145ZM167 168V169H166ZM170 168V169H171ZM228 168V167H227ZM251 168V167H250ZM50 169V168H49ZM86 169V168H85ZM87 169H89V167H87ZM107 169V170H106ZM109 169V170H108ZM110 169L112 170V171H110ZM117 169V170H118ZM126 169V170H127ZM149 170H151L150 169V167L148 168ZM165 169L166 170H168L169 168H168V165L165 167ZM169 169V170H170ZM180 169V170H181ZM210 169L208 170V167L206 168V175L208 176L209 174H210V176H208L207 177V181L209 180V181H211L210 179H208L209 177H211V179L213 180V178H212V176L213 175H215V173H217V171L215 170V173L213 174V172H214V170H213V172L211 173L210 172ZM224 169H226V168H224ZM223 169V170H224ZM232 169V170H233ZM255 169H257L256 167H255ZM57 170V169H56ZM122 170V171H121ZM137 170V169H136ZM140 170L141 171H143V172H140ZM148 170V172H147V174L150 172ZM151 170V171H152ZM168 170V171H169ZM196 170L194 171V173L196 172ZM236 170V169H235ZM237 170H239L240 171V169L238 168ZM260 169H258L257 170V172H256V170L255 171H253V172H256V174L255 175H253L254 176V178L256 177V180L257 181H255L256 183H258L259 181V177L261 178V176H259L258 174L259 173H261L260 171H259ZM48 171V170H47ZM50 171V170H49ZM91 171V172H92ZM108 171H110L109 173H107ZM154 171H156L155 169H154ZM153 171V172H154ZM200 171V172H199ZM210 173H209V172ZM212 171V170H211ZM238 171V172H239ZM241 171H242V169H241ZM251 171H252V169H251ZM250 171V172H251ZM61 172V171H60ZM104 172V173H105ZM119 172H115V174L116 175H119V174H121V173H119ZM153 172H151V173H149V174H152ZM219 172V175H221L220 174V171H218ZM223 172H226L225 170L223 171ZM227 172L229 173L230 171L229 170H227ZM244 172H245V170H244ZM244 172H243V174H244ZM249 172V171H248ZM253 172L252 173H250V174H253ZM264 172V171H263ZM37 173H40V172H37ZM63 173H65V172H63ZM94 173V179L96 178V180L95 181H98L97 180V177L96 176H98V174H95ZM117 173H119V174H117ZM156 174L155 175V177H153L152 175L153 174ZM151 176H152V178H154L155 180H158V181H156V182H154L153 184H154V188L153 189H155V190H153L154 192H156L158 195L160 194V193H162L161 195H162V197L157 201V202H155V203H151V204H148L146 207H143L141 210L143 211V212H147V213H155V212H157V211H159V210H161L164 206H167V205H165L166 204V202L167 201H169L171 198H178V197H181V199H182V201H184L183 203L185 204H187L188 205V207L190 206V205H192V203H190L189 204V202L191 201V197H190V200H189V196L187 195V193H186V191H183V190H179V192L181 193L182 191L184 192V194L186 193V196H184L183 198H182V196L184 195V194H180L179 195V192H178V194H175L174 195V193H177L176 191L174 192V189L175 190H177L178 189V186H176L175 185V187H174V189L173 188H171L170 190H169V186H167V183L169 182H166L165 180V183L164 182H160V180H159V177H158V175L161 173H159L158 171H157V173H158V175H157V173L156 172H154ZM203 173V174H202ZM240 173H242V172H240ZM240 173H238V174H240ZM103 174V173H102ZM102 174H100L101 176H103V177H101L100 175L98 176L99 178H100V180H101V178H102V180H104V175H102ZM146 174V175H147ZM148 174V175H149ZM167 174H168V172H167ZM183 174V175H182ZM186 174V173H185ZM238 174H236V176L238 175ZM247 174V171H246V173L244 174V175H246ZM16 175H17V173H16ZM16 175H15V172H13L12 174L10 173V175L9 174H7V176L10 178V180L11 179H13V180H17V177H16ZM39 175H41V176H43L42 174H38V176H37V174H35V175H33V176H35V177H37L36 179H39L38 177H39ZM51 175H54V173L52 172V174H50V176ZM132 175V176H133ZM212 175V176H211ZM229 176H227L226 174L224 175L225 176V178L227 179L228 177H233V174H232V172H230L229 174H228ZM242 175V174H241ZM248 175V174H247ZM258 176V179H257V176ZM261 175H264V174H261ZM121 176V175H120ZM128 177V179H127V177ZM131 176V177H132ZM150 176V175H149ZM216 176V175H215ZM217 176H218V174H217ZM227 176V177H226ZM239 176V175H238ZM251 176V175H250ZM21 177V176H20ZM54 177H59V176H55L54 175ZM54 177L52 176V178L54 179ZM130 177V178H131ZM160 177H162L161 175H160ZM169 177H171L170 175H169ZM176 177V178H177ZM189 176H187V177H185V178H182V179H186V178H188ZM191 177H190V180H191ZM214 177V176H213ZM231 177L230 178H228V179H230L231 180V182H230V180H228L227 182H229L228 184H227V188H229V187H231V189L229 188V190H230V192L231 191H233V195L234 194H237L238 193V188L236 187V186H231L232 184V179H231ZM245 178L247 177V176H244ZM6 175H0V187H1V189H0V206H2V210H1V208H0V264H152V263H150V262H152L153 260V257L152 256H155L154 258H155V261H157L156 259H159L158 261H159V263H156V264H165L164 263V261L165 262H168V264H169V261L167 260V259H169V257L170 256H167V254H169V253H171L170 255L172 256L171 257V259L173 258V256L174 257H176V255L177 254H180V255H182V253H177V252H175L176 250H175V248H176V246L173 244V243H175V242H168V241H170V240H166L167 238H165L164 237V235L165 234H161L159 231L157 232V231H155V230H150L151 229V227L152 228H156V225H154V226H151L150 224H148L149 225V228L147 229V228H145V229H143V227L140 229V227H139V229H137L138 231L136 232V237L134 236V239H135V243L137 244H135V246H132V248H136V249H129L130 247H128V245L126 246V247H122V248H120V244H119V242H118V238L116 237V239H117V241L114 243V247L112 246V242H113V240H109L111 243H109V244H111V246H102V248H100V252L98 251L99 249H97V251L99 252V255H100V253L102 254V255H104V257H107V258H102V256H99L98 255V253L97 252H94V253H97V255L99 256V257H101V258H96V257H92V258H87V257H85V256H80V257H70V253H67L65 256L63 255V257H62V255L61 256H58V255H60V254H58V253H56V249H58L57 247H59V251L60 250H63V252H64V248L68 251L71 247H70V243L71 242H69L67 239L69 238V236L70 237H74L71 241H72V246L74 247V244H76V246H81V248H84V246L85 247H88L89 245H90V243H92L91 241H92V236L90 235V237H89V235H85V233H86V230L84 229V228H86L85 226H86V224L87 223H89L90 222V220H91V222H93L92 220H94V219H86V218H83L84 219V221L86 220V221H88V222H86L85 224L83 223V221H82V227H83V230H85V231H83L81 228V235H82V233L84 234V238L85 237H87L88 236V238H90V240H89V245L88 244H86L85 245V242L87 243L88 242V240L85 238L84 240H83V238L82 239H80V237L81 236H79V237H77L76 235L78 234L77 232H75L76 230H79L80 231V229H78L79 227H80V222L77 224V225H79V226H75L77 229H75V231H74V229L72 230V231H74L75 232V234H74V236H72V235H70L71 234V232L70 231H68V230H62V229H60L59 227H57V229H55V226H56V223L53 225V224H51V221H50V219L48 218V216L47 215H50V214H48L49 212L47 211V209L45 208L46 206H45V204L46 205H48L49 204V206H51L50 204H52V206H53V203H54V205H56V204H58L57 202L55 203V202H53V203H48V201L45 203V204H43V202H42V204L45 206H43L42 205V208H45L46 209V211H47V213H46V216H47V221H49V223H50V225L48 224V226H47V221H45V224H44V217L45 216H43L42 217V220L40 219L41 217H39V220H41V221H43V222H39V220L36 222V221H34V220H37L38 218H37V216L34 214V212L32 213V210H31V213L29 212V214H28V212H26V214H25V212H22V211H24L25 209L26 210H28V208H26L27 206V204H25L24 203V201L22 200V201H19L20 200V198H19V193L18 194H16V193H14L13 191L12 192H9V191H11L12 189H8V187H6L5 185H6ZM49 178V177H48ZM52 178H50L48 181H52L51 179ZM152 178H150L151 180H153ZM158 178V179H157ZM180 177H179V179L177 180V179H175L173 176H172V179H174L173 181H177V183H179V181L181 182V179ZM194 178V179H193ZM196 178V179H195ZM199 178H201V179H199ZM203 178V179H202ZM216 178V180H217V178L219 179L220 177L218 176V177H215ZM237 178L238 177H236V180H237ZM240 178H242V177H240ZM21 180H22V178H20ZM35 179V180H36ZM45 179V178H44ZM44 179H42L43 181H42V183L44 182ZM47 179V178H46ZM46 179H45V181H46ZM94 179H92L93 181H94ZM132 179L133 178H131L130 179V181H129V183L127 182V184L128 185H130L129 186V188L130 187H134V186H136V185H138V187H139V182H140V187H141V189L140 190H144L143 188H144V186H146V183H147V180H146V182L144 183V180L143 181H138V179L137 178H135V179H133V180H136V182H137V184L135 185L134 183H133V181H132ZM249 179V178H248ZM24 180V179H23ZM92 180H90V181H92ZM121 180H119L120 182H121ZM151 180H150V186H151V184H152V182H151ZM187 180H189V179H187ZM190 180L189 181H187L188 182V184L192 187V185L190 184ZM215 180V179H214ZM235 180V181H236ZM240 179H238L237 181H239ZM242 180V179H241ZM240 180V181H241ZM251 180V178L248 180V182ZM254 180V179H253ZM62 181V180H61ZM108 181H109V179H108ZM183 181V180H182ZM185 182L184 183H186V180H184ZM205 181V180H204ZM219 181V180H218ZM236 181V182H237ZM252 181V180H251ZM262 180H260V182H261ZM1 182H2V185H1ZM24 182H26L25 180H24ZM111 182H112V184H113V181L111 180ZM120 182H117L116 181V183L118 184V183H120ZM135 182V183H136ZM145 184V185H143V183ZM157 182H160L161 184H166V185H164V186H166V187H164L163 185L161 186V188L159 187V190H157V188L156 187H158V186H160L161 184H157ZM198 182H200V184H202L203 183V185H201V188L199 187V189H200V191L199 190H196V189H198ZM206 182V181H205ZM243 182H244V180H243ZM247 182V183H248ZM253 182V181H252ZM27 183V186H28V184H29V186L28 187H32V184H31V182H26ZM41 183V184H42ZM65 183H67L66 181H65ZM121 183H126V182H121ZM176 183V184H177ZM183 183V182H182ZM208 184L207 185H209V184H211V183H213V181H211V182H207ZM225 183H226V180H225ZM254 183V182H253ZM263 183V182H262ZM31 184V185H30ZM44 184V183H43ZM107 184H109V182L107 183ZM116 184V185H117ZM121 185V187H120V185L118 184V187H120V188H125L126 186H128V185ZM131 184H134V186H131ZM142 184V185H141ZM152 184V185H153ZM175 184V183H174ZM180 184V183H179ZM187 184V183H186ZM221 184H223V182L221 183ZM230 184V185H229ZM240 184V185H239ZM238 184V186H240V189H241V186H242V184L241 183H239ZM260 184V183H259ZM258 184V185H259ZM52 186H53V184H51ZM50 185V186H51ZM148 185V186H149ZM169 185H171L172 186V184H170V182H169ZM178 185V184H177ZM182 185V184H181ZM188 185V186H189ZM206 185V186H207ZM211 185H213V184H211ZM214 185L215 186H217L218 184H217V181H214ZM214 185H213V187H214ZM220 185V184H219ZM248 185V184H247ZM252 185V184H251ZM255 185H257V184H255ZM254 185V186H255ZM263 185H264V183H263ZM123 186V187H122ZM183 186V188H184V185H182ZM188 187V188H191V187ZM210 186V185H209ZM208 186V190H209V188L213 191V190H215V188H218V187H214V189H212V186H210L209 187ZM220 186H222V185H220ZM224 186V185H223ZM245 186H246V183H245ZM245 186H244V184H243V190L245 189ZM253 186V185H252ZM261 186V184L259 185V187ZM30 187V188H31ZM34 187V186H33ZM137 187V186H136ZM139 187V188H140ZM197 187V188H196ZM203 187V188H202ZM248 187H249V185H248ZM251 187V186H250ZM255 187H257V186H255ZM262 187H264V186H262ZM261 187V188H262ZM3 188H5V189H3ZM9 190H7V189ZM90 189L89 187H87V186H81V185H76L75 187H74V191H75V193L76 194H78L79 192H80V190L81 189ZM127 188V187H126ZM147 188V186L145 187V189ZM177 188V189H176ZM186 188V187H185ZM222 189V191L220 190V187H219V190H216L217 192H218V195H219V193H220V195H222V197L223 198H226V195H228L227 193V191H229L227 188L225 189V186H224V189L225 190H227L226 192H224V193H226V195L224 196L223 194V187H221ZM233 188V189H232ZM234 188H236V189H234ZM31 189H35V188H31ZM69 189V188H68ZM152 189V188H151ZM203 189V190H202ZM258 190H259V188H257ZM147 190V189H146ZM158 192H157V191ZM185 190H187V189H185ZM242 190V189H241ZM241 190H240V193H241ZM247 191H249L248 189H246ZM251 190V189H250ZM256 189H254V191H255ZM258 190H257V192H258ZM264 190V189H263ZM263 190H261V191H263ZM20 191V190H19ZM136 191L138 192V188L136 189ZM152 191V192H153ZM160 191V192H159ZM190 191V190H189ZM202 191V192H201ZM210 191V190H209ZM237 193H236V192ZM252 191V190H251ZM16 192V191H15ZM144 192V191H143ZM146 192V191H145ZM171 192V193H170ZM174 192V193H173ZM201 194H200V193ZM214 192V191H213ZM216 192V193H217ZM221 192L223 193V194H221ZM230 192H229V194H230ZM235 192V193H234ZM256 192V193H257ZM148 193V191L144 194V195H142V197L143 196H145L146 194ZM244 193V192H243ZM245 193H246V191H245ZM250 193V192H249ZM249 193H247V194H249ZM24 195V192H21V195ZM56 194V193H55ZM59 194V193H58ZM140 194H143L142 192H140ZM156 194V195H157ZM173 194V195H172ZM199 194V195H198ZM213 194V193H212ZM232 194H230L231 196H233ZM255 194V193H254ZM253 194V195H254ZM14 195H16L15 197H18L19 198V200H18V198H16L15 199V197H14ZM172 195V196H171ZM176 195H179V196H177L176 197ZM202 196L203 195V197L204 196H206V197H204L203 198V200H199L198 199V197L199 196ZM214 195V194H213ZM213 195H211V196H209V202L211 201V205L209 204V208L210 209H212L210 206H212V201H213V207L216 209V204H218L217 202H219V201H216L217 199L215 198L214 199V197H213ZM220 195H219V198H220ZM240 195H242V196H246L245 194L243 195V194H240ZM32 196H34V195H32ZM141 196V195H140ZM148 197L150 196V194L148 193V195H147ZM147 196H145V197H147ZM174 196V197H173ZM188 196V200L186 199V197ZM217 196V195H216ZM215 196V197H216ZM238 195H235V196H233V197H237ZM242 196H238L237 198H239V200L238 199H234L233 198V200L234 201H236L237 200V202L236 203H234V202H232V204H230L231 202H230V200H231V198L232 197H230V199L229 200H227V202H226V200L225 201H221L222 200V198L221 199H219L220 200V202H219V204H223L224 206H229V208L230 207H234V209L236 208V206L238 207H240L241 206V204H239V202H240V197L242 198ZM250 196H251V194H250ZM24 197V196H23ZM36 195H35V199H36ZM75 196H73L72 198L73 199H76V200H78L77 198H74ZM100 197V196H99ZM105 197V199H109V196H104ZM133 197V196H132ZM134 197H136L135 195H134ZM139 197V196H138ZM142 197H141V199H138V200H141V203L143 202L142 201ZM211 197V198H210ZM212 197H213V199L215 200V202H214V200H212ZM34 198H33V200H34ZM38 198V197H37ZM57 198V197H56ZM140 198V197H139ZM112 199V198H111ZM180 199V198H179ZM204 199H206V201H204ZM243 199L245 200V197H243ZM243 199H242V201H243ZM58 200V199H57ZM137 200V201H138ZM172 200V199H171ZM169 201V205H171L172 203V201ZM185 200H187L188 202H185ZM197 200H199L200 202H198L197 203ZM11 202V204H9V206H8V202ZM16 201H19V203H17V204H19V206L20 205H22L23 203H24V205H22V209H21V206L19 207L18 206V208L19 209H17L18 210V212H16L15 211V213L13 212V213H11L12 211H14L15 209H13L14 207V205H15V207L17 206L16 205ZM30 201V200H29ZM31 201H32V199H31ZM35 201V200H34ZM44 201V200H43ZM105 201V200H104ZM117 201V199H115L114 200V202H116ZM128 201V200H127ZM230 203H229V202ZM239 201V202H238ZM20 202H23V203H21L20 204ZM39 202V201H38ZM90 202V201H89ZM89 202H87L88 204H89V206H88V208L90 207V204L93 202V201H91V203H89ZM140 202V201H139ZM221 202H223V203H221ZM13 203H15L14 205H13ZM201 203V204H202ZM228 203V204H227ZM238 203V204H237ZM35 204H36V202H35ZM37 204H39V203H37ZM94 204H95V202H94ZM93 203H92V205H94ZM100 204V203H99ZM181 204H182V202H181ZM185 204V205H186ZM207 204V203H206ZM218 204V205H219ZM233 204H237L236 206L235 205H233ZM243 204V203H242ZM40 205V204H39ZM81 204L79 203V206H80ZM186 205V206H187ZM197 205V206H196ZM208 205V204H207ZM230 205H232V206H230ZM248 204H246V206H247ZM258 205V204H257ZM11 206V207H10ZM23 206H24V209H23ZM52 206H51V208H52ZM59 207H61L62 205H58ZM79 206H75L77 209L79 208V209H81L80 210V214H81V216H82V213H81V211L83 210L81 207L83 206H81V207H79ZM87 206H85V207H87ZM94 206H96V204L94 205ZM97 206H98V203H97ZM106 206V208H107V205H105ZM109 206V205H108ZM194 206V205H193ZM201 206V205H200ZM198 207L199 208V210L198 211H200L201 209L200 208H202V206L201 207ZM222 206V205H221ZM224 206L220 209V207H219V211L218 212H221V211H224V210H227V209H224L223 210V208H224ZM252 205L250 204V207H251ZM254 206V205H253ZM252 206V207H253ZM12 209V211L11 212H9V209L10 208ZM54 207V206H53ZM92 207V206H91ZM103 206H101L100 208H102ZM192 206H190L189 207V209L191 208ZM195 207H193V208H195ZM218 207V206H217ZM245 207V206H244ZM249 207V206H248ZM248 207L246 208V210H248ZM251 207V208H252ZM255 207V206H254ZM259 207V206H258ZM258 207H256V208H258ZM50 207L48 208V209H51ZM56 208H57V212L56 213H58V214H62L63 212L60 210V213H59V208L57 207V206H55V209H53L54 211H56ZM63 208V207H62ZM74 208V207H73ZM83 208H84V206H83ZM87 208V210H88V212H90L91 210H93V209H95V208H93V209H91L90 210V208L88 209ZM105 208V209H106ZM109 208H113L110 212L112 213V215H117V217L119 216V220L121 221L120 223L122 224V223H127V222H131L132 220H133V218H130V221H129V217L130 216H132V214H130V213H128V212H126V211H123V210H119V209H114V207H112V206H109ZM193 208H191V209H193ZM213 208V209H214ZM243 208V207H242ZM61 209V208H60ZM78 209V210H79ZM86 208H84V210H85ZM212 209V210H213ZM231 209H233V208H231ZM240 209V208H239ZM19 210H20V212H19ZM25 210V211H26ZM63 210V209H62ZM107 210H108V208H107ZM140 210V209H139ZM183 210H184V208H183ZM194 210H196V209H194ZM216 210H218V209H216ZM229 210V209H228ZM227 210V211H228ZM238 210V209H237ZM243 210V209H242ZM249 210H250V208H249ZM255 210V209H254ZM259 210H262V206H261V209H258V213H259ZM70 211V210H69ZM75 211V209L71 212L72 214H73V212ZM97 211H99V210H97ZM101 212H102V210H100ZM198 211H195L196 212V214L193 212V214L194 215H198V214H200L202 211V214L205 212V214H203V215H206V217H208V215L211 217L212 216V213H214V210H213V212L211 213V215H210V212H209V214L207 215V211L205 210V209H203L202 208V210L200 211V213H197ZM227 211H224L225 212V214L226 215H228V213H233V212H231L230 210H229V212H227ZM239 211V210H238ZM257 211V210H256ZM52 212V211H51ZM78 211H76V215L78 214L77 213ZM83 213H84V211H82ZM85 212H87V211H85ZM105 212H107L106 210H105ZM187 212V211H186ZM191 213H192V211H190ZM216 212L217 211H215V214H213V215H215L216 216ZM218 212H217V214H218ZM224 212H223V214H224ZM227 212V213H226ZM263 213H264V210L262 211ZM65 214H66V212H64ZM70 213V214H71ZM92 213V212H91ZM97 213V212H96ZM108 213H109V210H108ZM108 213H106V215L108 216ZM111 213L109 214V215H111ZM191 213L190 214H188V213H186V214H188L187 215V217H190L191 216ZM240 213V212H239ZM243 213H244V211H243ZM261 213V212H260ZM263 213H262V215H263ZM52 214H55V212L54 213H52ZM51 214V215H52ZM53 215V216H59V215ZM67 214H68V212H67ZM185 214V215H186ZM221 214H222V212H221ZM221 214H219V215H221ZM224 214V215H225ZM251 214V213H250ZM255 215V217L254 218H256V216H258L256 213H254ZM44 215V214H43ZM99 215H101V214H99ZM103 215H105V213L104 214H102V216ZM190 215V216H189ZM201 215V214H200ZM225 215V216H226ZM230 215V214H229ZM52 216V217H53ZM63 216H64V214H63ZM62 215L60 216V217H63ZM74 216V217H73ZM73 216L71 215V217H73V218H75V214H73ZM84 216V215H83ZM214 216V217H215ZM223 216V215H222ZM221 216V217H222ZM225 216H223L220 220L222 221V222H224V220H223V218H225ZM245 216V215H244ZM55 217V218H56ZM65 217V216H64ZM70 217V216H69ZM91 216H89V218H90ZM94 217H96L95 215H94ZM104 218H105V216H103ZM116 217V218H117ZM187 217H185V219L187 218ZM192 217V216H191ZM203 217V216H202ZM218 218H219V216H217ZM248 217V216H247ZM250 217V216H249ZM259 217H260V215H259ZM36 218V219H35ZM66 218L67 217H65V218H62V219H65L66 220ZM78 218L79 217H77V220H78ZM91 218H93V217H91ZM109 218V217H108ZM112 218V217H111ZM139 218V217H138ZM218 218H216V219H218ZM232 218V217H231ZM262 218H263V220L261 219V218H259V219H257V220H260L261 219V221H264V216H262ZM11 219H13V221H11ZM58 219V218H57ZM57 219H56V221H57ZM61 219V220H62ZM69 218H67V220H68ZM82 219V218H81ZM113 219V218H112ZM135 219V218H134ZM150 219V218H149ZM173 219H175V217H173ZM201 219H204V217L203 218H201ZM214 219V218H213ZM212 220V218L210 219H204V220H202V221H206V220H208L207 222H211V221H213V223H212V225L214 224H216V222L215 221H217V220ZM228 219H229V217H228ZM252 219V218H251ZM51 220H54V219H51ZM58 220H60V219H58ZM60 220V221H61ZM67 220H66V223L67 224H69L68 222H67ZM76 220V221H77ZM101 220H102V217H101ZM100 220V221H101ZM106 220H107V218H106ZM176 220V219H175ZM209 220H211V221H209ZM220 220H218V222H219V224H220ZM231 220V219H230ZM253 220V219H252ZM28 223L29 222V224H31L32 223V221H34V222H36V223H34V225H33V223H32V225H33V230H32V226L30 225H28L29 227H30V229L33 231V232H31V233H29L30 231H28L29 230V228H28V230H26V228H27V224H25L26 222ZM75 221V220H74ZM73 220H72V222H74ZM75 221V224L77 223ZM79 221V220H78ZM96 221L97 220H95V224H96ZM104 221V220H103ZM114 221H115V218H114ZM116 221H118V220H116ZM136 221V220H135ZM140 221V220H139ZM166 221V220H165ZM260 221V222H261ZM55 222V221H54ZM62 222H64V221H62ZM71 222V223H72ZM106 222V221H105ZM104 222V223H105ZM137 222H138V220H137ZM136 222V223H137ZM167 222V221H166ZM191 222V221H190ZM215 222V223H214ZM221 222V223H222ZM231 222H233V221H231ZM253 222V221H252ZM257 222V221H256ZM40 223H42V224H40ZM65 223V222H64ZM102 223V222H101ZM103 223V224H104ZM111 223H112V221H111ZM114 223V222H113ZM112 223V225H115V223L113 224ZM135 223V222H134ZM138 223H142V222H138ZM137 223V224H138ZM163 223V222H162ZM194 223H196V222H194ZM236 222H234L233 224H235ZM263 223V222H262ZM90 224H92L93 225V227L94 226H97V224L96 225H94L93 223H90ZM107 224H109V223H107ZM117 224V223H116ZM124 224V225H125ZM133 224V223H132ZM145 224V223H144ZM163 224H166L167 225V223H163ZM217 225V229H216V232L215 233H213L210 229H207V230H202V232L204 233V235H203V233L202 232H200V227L198 228V227H196L197 228V230L198 229H200L199 230V232L200 233H194V234H197V239L198 240H200L199 238H201V237H199L198 235L199 234H201L202 233V236H204L206 239L208 238V237H210L211 236V234L213 233L215 236H213V234H212V236H213V238L215 239V240H217L218 242H222V243H224V241H228L229 240V238L231 237L232 238V236H231V234H233V231L235 230V228L233 227V224L231 223H227V222H225L224 224L222 223L221 225ZM58 225V224H57ZM92 225H87V226H91L92 227ZM99 225V224H98ZM111 225V226H112ZM127 225V224H126ZM134 225V224H133ZM172 225H174V224H172ZM235 225H237V223L235 224ZM138 226V225H137ZM216 226V225H215ZM261 226V225H260ZM91 227L90 228H86L87 229V233L86 234H88V233H91L92 235H93V237L94 236H96L97 237V239L99 238V237H101V235H102V233L101 232H99L100 231V229L98 230L97 228H95L94 230H96V231H90L89 229H91ZM99 227H101V226H99ZM126 227H129V226H126ZM130 227H132V226H130ZM133 227H135V226H133ZM132 227V228H133ZM255 227V226H254ZM257 227V226H256ZM262 227V226H261ZM261 227H257L256 229H257V235H260V237L262 238V235L260 234V233H262V231L264 230V226L262 227V230L260 231V230H258V229H261ZM39 228V229H38ZM102 228H103V226H102ZM108 228V227H107ZM123 228L124 227H122L121 229L123 230ZM136 228V227H135ZM138 228V227H137ZM158 228V227H157ZM161 228H163V227H161ZM171 228V227H170ZM196 228H194V226H193V229L195 230ZM54 229L56 230V231H61L60 233H61V236H60V239H58L57 240V236L56 237H54L55 236V232H54ZM70 229V228H69ZM117 229V228H116ZM120 229V228H119ZM130 228H128L127 230H129ZM159 229V228H158ZM165 229V228H164ZM180 230L182 229V231H184V229L183 228H179ZM202 229H203V227H202ZM255 229V228H254ZM103 230V229H102ZM105 230V229H104ZM104 230L102 231V232H104ZM114 230H115V228H114ZM135 231H136V229H134ZM191 230L192 232H196L197 230ZM210 230V231H209ZM253 230V229H252ZM44 232V234H45V236L44 235H42V232ZM63 231H64V233L66 232V231H68V233L70 232V234H68L67 233V235L65 236V234H63ZM106 231V230H105ZM160 231H161V229H160ZM175 231V230H174ZM177 231V230H176ZM206 231H209L210 232V236L206 233ZM249 232L251 231V229L250 230H248ZM255 231V230H254ZM254 231H251V233L252 232H254ZM258 231H260V233L258 234ZM40 232V233H39ZM93 232V233H92ZM111 232H112V230H111ZM116 232V231H115ZM132 232V231H131ZM134 232V231H133ZM132 232V233H133ZM163 232H164V230H163ZM178 232V231H177ZM198 232V231H197ZM212 232V233H211ZM235 232H237V230L236 231H234V234H233V238H232V241L234 240L235 241V238L237 237L236 235H237V233H236V235H235ZM77 233V234H76ZM105 233V232H104ZM110 233V231H108V233L106 234V235H108ZM123 233V232H122ZM129 234H130V232H128ZM131 233V234H132ZM180 233V232H179ZM177 234L176 236H178V235H182L181 233L180 234ZM248 233V232H247ZM251 233H249V234H251ZM264 233V232H263ZM262 233V234H263ZM57 234H59V232H57ZM79 234H80V232H79ZM78 234V235H79ZM119 234H121L120 232H119ZM127 233H125V235H126ZM130 234V235H131ZM28 235H30V239H28V242H27V240L25 241V239H26V236H28ZM40 235H42L44 238H46L47 237V240L46 239H44V240H42L43 239V237L41 238V236ZM54 235V236H53ZM64 235V236H63ZM116 235H117V233H116ZM188 235V234H187ZM208 235V237H206ZM252 235H256V234H253L252 233ZM51 236H53L54 238H56L55 240H53V237H52V239H51ZM63 236V237H62ZM175 236V237H176ZM212 236L210 237V240H206V241H208V244L207 245H210L209 244V241H212ZM230 236V237H229ZM236 236V237H235ZM64 238L65 239V237H68V238H66L65 240H67L66 242L67 243H65L64 242V240H61L62 238ZM103 237H105V235H103ZM120 237V236H119ZM171 237H173L174 238V235L173 236H171ZM189 237V236H188ZM48 238H50V239H48ZM58 238H59V236H58ZM109 238H112V236H111V234H109V236H108V238H105V240L106 239H109ZM114 238V237H113ZM122 238V237H121ZM129 238H131V236L130 237H126V239L127 240H129ZM203 238V237H202ZM204 238V239H205ZM212 238V239H211ZM255 238H259V237H256L255 236ZM255 238H254V241H252V239H253V237L252 236H250V235H248V237H246V238H244V239H246V240H244V242L245 241H247L248 239H251V241H250V243L251 242H253V243H257V242H259V241H262V240H259V239H261V238H259L258 240L256 239V241H255ZM75 239V240H74ZM176 239L178 240V238L176 237ZM214 239H213V241H212V243H215V241H214ZM50 240V241H49ZM51 240L53 241V242H56V241H59L60 242V244H59V246H57L58 245V243L59 242H57V243H51ZM77 240H79L80 242L82 241V243H84V246H82L83 244H79L78 245V243L77 242H79V241H77ZM115 240V239H114ZM124 240L125 239H123V242H122V245H123V243H124ZM179 240H181V237H179ZM197 240V241H198ZM231 240V239H230ZM263 240H264V238H263ZM42 241H43V243L44 244H42ZM48 241V242H47ZM61 241H63L64 242V247H63V242H61ZM74 241H76V242H74ZM94 241V240H93ZM99 241H100V239H99ZM129 241H131V239L129 240ZM133 241V240H132ZM182 241H185V240H183V238H182ZM201 241H203V239L201 240ZM201 241H198L197 242V244L199 243V242H201ZM205 240H204V242H206ZM216 241V242H217ZM233 241V242H234ZM49 242H50V244H49ZM79 242V243H80ZM102 242H104V241H102ZM102 242H100L101 244H103ZM106 242H107V240H106ZM106 242H105V245H106ZM134 242H133V244H134ZM177 242V241H176ZM181 242V241H180ZM187 242V241H186ZM186 242H185V244H186ZM236 242L239 244V242H241V241H237L236 240ZM47 243V244H46ZM100 243H99V245H100ZM126 243V242H125ZM129 242L127 241V244H128ZM132 243V242H131ZM173 246H171L170 244ZM187 243H189V242H187ZM203 243V242H202ZM211 243V244H212ZM235 243V242H234ZM237 243H235L236 245H238ZM264 242L262 241V244H263ZM46 244V245H45ZM51 244H56V245H52V247H54V246H56V248H55V252H53V248L51 247ZM61 244H62V247H60L61 246ZM94 244V243H93ZM91 244L90 245V248H91V246H93V248H91V249H89V252H90V250L91 251H94V250H92V249H95L96 247H99V245L97 244V246H95L94 247V245H96V244ZM108 244V245H109ZM178 244H179V242H178ZM178 244H176L177 245V248L176 249H178V247H180V245H178ZM180 244H182V242L180 243ZM184 244V243H183ZM199 244H201V243H199ZM204 244V243H203ZM216 244V243H215ZM221 244V243H220ZM220 244H216V245H220ZM225 245L227 244L226 242L224 243ZM230 244V246L232 247V244L231 243H229L228 242V244H227V246L226 247H229L228 245ZM241 244V243H240ZM240 244H239V247H240ZM249 244V243H248ZM259 244V243H258ZM262 244H261V246L260 247H262ZM45 245V246H44ZM50 245V247H48ZM67 245V246H66ZM126 245V244H125ZM243 245V243L241 244V249H242V246ZM250 245L252 246V243L251 244H249L248 246L247 245H244L245 247H243V249L244 248H246V247H250ZM260 245V244H259ZM264 245V244H263ZM66 246V247H65ZM75 246V247H76ZM211 246V245H210ZM224 246V245H223ZM75 247H74V249H75ZM77 247V248H78ZM206 247V246H205ZM207 247H209V246H207ZM206 247V248H207ZM214 245L211 247L212 249H210V250H212V252H215V253H213L214 255L216 254V252L217 251H213V249H214ZM225 246H224V248H226ZM234 247H235V245H234ZM233 247V248H234ZM252 247H254V246H252ZM258 247V246H257ZM257 247H254L253 249L254 250H257L258 248ZM259 247V248H260ZM264 247V246H263ZM262 247V248H263ZM61 248V249H60ZM68 248V249H67ZM81 248H78V250L79 251H81ZM89 248V247H88ZM143 249V250H139V251H141L142 253L141 254H139L138 256L135 254L136 253V251H137V249ZM202 248V247H201ZM210 248V247H209ZM209 248H207V249H209ZM230 248V247H229ZM232 248V249H233ZM256 248V249H255ZM261 248V250L259 249V252H258V250L257 251H255L253 254L254 255H256V256H258L257 254H256V252L257 253H260L263 249ZM86 249V250H85ZM84 250L85 251H88L87 250V248H85ZM182 248H180V250H181ZM203 249V248H202ZM216 249V248H215ZM218 249H220L219 247H218ZM222 249V248H221ZM226 249H228V248H226ZM231 249V248H230ZM231 249V250H232ZM235 249V248H234ZM232 250V251H230L229 249H228V251L226 250V251H222L221 250V252L223 253V252H228V253H219V254H222V255H224V254H226V257L225 256H223V258H221V256L222 255H220L218 258H221V259H223L224 260V258H226V262L225 263H227V259L228 258H231L232 256H233V251H235V250ZM247 249V248H246ZM245 249V250H246ZM250 249V248H249ZM71 250H73V248L71 249ZM75 250H77V249H75ZM78 250H77V252H78ZM136 250V251H135ZM185 250V249H184ZM183 250V251H184ZM198 250H200V249H197V250H192V252H191V250L189 249V251H188V253L189 252H191L190 253V256L192 255V259L191 258H189L188 259V256H187V259H188V261L189 260H191V261H189L190 263L192 262V264H194V262H196V263H198V261H200V260H202V259H200V260H198L199 258L196 256L195 258H194V256L195 255H197V252L196 251H198ZM223 250H225V249H223ZM245 250H243V252H245ZM252 250V249H251ZM253 250V251H254ZM134 251H135V253H134ZM138 251V252H139ZM201 251V250H200ZM207 251V250H206ZM236 251H238V250H236ZM234 252L235 254V256L236 257H238V258H235V260L234 259H229V261L230 260H233V261H236V259H237V261H242L243 260V262H244V259H246V258H244V253L242 254L243 256V258H241V257H239V253L238 254H236L237 252ZM247 251V253H249L248 252V250H246ZM252 251V252H253ZM61 252V251H60ZM69 252V251H68ZM71 253L73 252V251H70ZM232 252V254H230V253ZM239 252V251H238ZM263 252H264V250H263ZM54 253V254H53ZM140 253V252H139ZM188 253H186V255L188 254ZM195 253V254H194ZM201 253V252H200ZM246 253V252H245ZM250 253H251V251H250ZM249 253V254H250ZM262 253V252H261ZM55 254H57V255H55ZM74 254H75V251H74ZM130 254V255H129ZM157 255V258H156V255ZM204 254H206V257H207V255L209 254L208 252H206V253H204V251H203V254L202 255H204ZM93 255V254H92ZM127 255H129V257H125V256H127ZM179 255V256H180ZM186 255H184V256H186ZM194 255V256H193ZM227 255H228V257H227ZM229 255H232L231 257H229ZM90 256V255H89ZM88 256V257H89ZM166 256L168 257V258H166ZM218 256V253L216 254V257ZM263 256H264V253H263ZM263 256H260V257H263ZM91 257V256H90ZM182 256H180V258H181ZM259 257V256H258ZM128 258V259H127ZM178 258V257H177ZM176 258V259H177ZM184 258V257H183ZM212 258H214V257H212ZM217 258V259H218ZM239 258H241V259H239ZM170 259V260H171ZM175 259V258H174ZM193 259H194V262H193ZM249 259V258H248ZM247 259V260H248ZM182 260V259H181ZM184 260V259H183ZM197 260V261H196ZM215 260V259H214ZM222 260V261H223ZM255 260V259H254ZM173 260H171V262H172ZM176 261L177 260H175V263H176ZM222 261H221V263H220V261H219V264H222ZM228 261V264L229 263H232V261L231 262H229ZM246 261V260H245ZM249 261L251 262L252 260H250L249 259ZM154 262V261H153ZM170 262V263H171ZM179 262V261H178ZM202 262V261H201ZM201 262H199L200 264H203V262L201 263ZM214 262V261H213ZM212 262V264H217L218 263V261H216L215 260V262L213 263ZM217 262V263H216ZM224 262H223V264H224ZM249 262V263H250ZM186 263V262H185ZM198 263V264H199ZM237 263V262H236ZM248 263V262H247ZM248 263V264H249ZM253 263H255L254 261L252 262V264ZM260 263V262H259ZM172 264H174V263H172ZM206 264V263H205ZM209 264V263H208ZM232 264H235V262H233ZM242 264V263H241ZM244 264H246V263H244ZM251 264V263H250Z\"/></svg>",
  "mask_w": 264,
  "mask_h": 264
},
{
  "label": "rangeland",
  "instance_id": "2",
  "mask_svg": "<svg viewBox=\"0 0 264 264\" xmlns=\"http://www.w3.org/2000/svg\"><path fill=\"white\" fill-rule=\"evenodd\" d=\"M59 1H61V0H58V4H57V10H58L57 15H58V20H59V21H58V27L61 28V25H63V26H66V28H65L66 30L69 28V29L67 30L68 33H69L71 30H74V31H76V34H79L78 32H79V30H80L79 28H81V26L79 27L78 24H81L82 21H83V22L85 21V20H84V17H82L83 20H82V19L80 20V19H79L80 16L77 15V12H76V17H75V16H74V15H75V11H74L73 13L71 12V17H69L70 15H68L67 18H68V20H69L70 18H73L72 16H74V17H75V20L73 21V20L70 19L71 22H70V21H67V22H64V23H63V21L60 20V18H62V15L59 16V14L61 13V7H60V6H61V2H59ZM130 1H131V2H132V1L135 2V5L138 6V7L133 6L134 3L132 2V6H133L134 8H137V9H136V10H135V9L133 10V7L130 6L131 4H130V5L127 4V6H130V7H131V9H129V10H133V13L136 11V12H138V13L141 12L142 14L140 13L139 15H137L136 13H134V15H137V16H135V18H134L133 13L130 14L131 11L129 12L130 15H129V14H126V13H128V11L124 10V9H126V8L123 9L122 7H120V9L122 8V11L119 10L120 12H122V13H123V12H126V13H125V14H126L125 16H128V15H129V16H131V17L133 18L132 22H131V20H128L126 23L124 22L125 24H128V22H131V23H134V22H135V23L132 25V26H135L136 24H138V19H141V18H142V20H143L144 16H145V17H146V16L148 17V16H150V15H151V17H152V15H154L155 12H158V11H159L158 14H161V13H163V12L165 13V11H166L165 14H168L167 17H173V18H172V21L174 22V24L176 23V26H177L178 30H177V28H176V26H175L174 24H171V26H170V25H169V26L172 27V25H173V29L175 28L176 30H175V29H174V30H171V29H170V30H171V32H170V30L167 29L168 32H170L171 34L168 33L167 31H164V35H163V36L161 35L162 38H165L164 36H167V35L169 34L168 36H172V37L176 36L175 38H179V37H185V38H192V37H193V38H194V37H195V38H196L195 40H199V39L202 40L203 37L205 38V36H203V35H206V36L208 35V36L210 37V36L213 34V36H215V38H216L217 36H220V34H221L222 38H223V37L226 38V37H225V36H226L225 34H228V35H227V37H228V36H231L233 33L238 34V33H244V32H245L244 35H243V39L248 38V37H251V38L246 39V40L249 42V46H250V47H253L254 45H256V43H254V42H256V41H254V42H253L254 44H253V43H251V41L249 40V39H252V37H253V39L256 37V40H258V39H259V40H262V39L264 38V31H262L263 28L260 29V31H262L261 33H263V38H262V34L260 35L262 39H261L260 36H259V32H260V31L257 29V28H259V26L262 25V23H264V22H262L261 24H260V23L255 24V26H258V25L260 24L258 27H255V26L252 25V28L255 27V28L257 29V31H259V32H257V31L253 32L252 30H254L255 28H254V29H251V26H248V23H247L248 20H247V19H251V20H253V17H254V16H251V17L249 18V17H248L249 13H248V15H247V13H246V15H242V14H240V12H239V14H236L237 16L234 15V13H237V11H234L235 8H234L233 6H232V7L234 8V10H233V8H230V4H229V2H231V0H228V3H227V2H224V0H221V1H220V0H216V1L214 0V3L212 2L213 0H210V1H209V0H168V1H167V0H164V1H163V0H156V1H154V0H150V1H153V2H154V3H153V2H150V3H153V4L151 5V7L153 6L152 9H151V8L149 9V7H147V5L149 4V1H148V0H145V1H141V0H139V2H138L137 0H129V2H130ZM147 1H148V2H147ZM166 1H167V3L170 4V5H168L167 3H165ZM170 1H171L172 3H171ZM180 1H181V2H180ZM225 1H227V0H225ZM113 2H115V0H113ZM118 2L120 3L121 0H118ZM124 2H125V3H124V5H125V4L127 3V0H126V1L124 0ZM145 2H146V3H145ZM184 2H185V3H184ZM116 3H117V2H116ZM119 3H118V4H119ZM122 3H123V2H121V5H122ZM155 3H157L156 7H155ZM162 3H165L166 5H165V4L163 5ZM173 3H174L175 5H174ZM181 3H182V4H181ZM194 3H195V5H194ZM206 3H207V4H206ZM220 3H221V4H220ZM224 3H225V4H224ZM232 3H234L233 0H232ZM112 4H113V3H112ZM118 4H117V6H115L116 4L114 3V6H115V7H114L113 5H112V7L115 8V9H117L116 7H118ZM172 4H173V5H172ZM177 4H179V5H177ZM197 4H198V5H197ZM204 4H205V5H204ZM119 5H120V4H119ZM144 5H145V6H144ZM161 5H163V6H161ZM167 5H168V6H167ZM182 5H183V6H182ZM211 5H213V6H211ZM232 5H233V4H232ZM122 6H123V5H122ZM142 6H144V7H142ZM148 6H149V5H148ZM158 6H159V7H158ZM173 6H174V8H173ZM220 6H222V7H220ZM223 6H225V7H223ZM125 7H126V6H125ZM146 7H147V8H146ZM185 7H186L187 9H186ZM209 7H210V8H209ZM140 8H141V9H140ZM172 8H173V9H172ZM177 8H178V10L175 11V9H177ZM180 8H181V10H180ZM198 8H199V9H198ZM229 8H230V9H229ZM59 9H60V10H59ZM142 9H143V10L146 9V10H145V11H146L145 14H144L145 11L142 12ZM166 9H167L168 11H167ZM182 9H183V10H182ZM73 10H74V9H73ZM140 10H141V11H140ZM157 10H158V11H157ZM164 10H165V11H164ZM184 10H185V11H184ZM208 10H209V11H208ZM116 11H118V10H116ZM147 11H148V12H147ZM160 11H161V12H160ZM162 11H163V12H162ZM177 11H178L179 13L176 14ZM186 11H188V12H190V13H188V12H186ZM233 11H234V12H233ZM120 12H119V13H120ZM181 12H182V13H181ZM117 13H118V12H117ZM153 13H154V14H153ZM164 13H163V14H164ZM170 13H171V14H170ZM180 13H181V14H180ZM226 13H227V14H226ZM61 14H62V13H61ZM97 14H98V13H97ZM178 14H179V15H178ZM187 14H188V15H187ZM197 14H198V15H197ZM231 14H232V15H231ZM98 15H100V14H98ZM156 15H157V13H156ZM175 15H176V16H175ZM190 15H191V16H190ZM241 15H242V17H241ZM250 15H251V14H250ZM257 15H258V14H257ZM261 15H262V13L259 15V17H258V16L256 17V15H255V17H254V18H255V22H256V19H257V20H259V19H260V20H261V19L263 20V19H264V16H261ZM77 16H78V17H77ZM122 16H123V15H122ZM129 16H128V17H129ZM198 16H199V17H198ZM243 16H244V17H243ZM245 16H246V17H245ZM131 17H129V18H131ZM147 17H146V18H147ZM153 17H155V16H153ZM153 17H152V18H153ZM174 17L176 18L175 20H173ZM247 17H248V18H247ZM76 18L79 19V20L77 21ZM80 18H81V17H80ZM118 18H120V14H119V17H118ZM123 18L125 19V17H122V21H123ZM126 18H127V17H126ZM132 18H131V19H132ZM184 18H185V19H184ZM196 18H197V19H196ZM199 18H200V20H199ZM73 19H74V18H73ZM89 19H90V18H88V20H89ZM169 19H170V18H169ZM190 19H191V20H190ZM238 19H239V20H238ZM65 20H67V19H65ZM90 20H91V19H90ZM119 20H121V19H119ZM179 20H180V21H179ZM183 20H184V23L181 22V21H183ZM186 20H187L188 22H187ZM209 20H210V21H209ZM231 20H232V21H235V20H236L237 22H238V21L240 22V20H241V21H242V20H243V21L245 20L246 22H245V21H244V22L246 23V25H247L248 27H250L251 30H249V29L246 27V25L244 24L243 21L241 22V24H242V25L244 24L243 28L246 27L247 29L244 28V29L242 30V28H239V27H240V26L238 27V25L240 24L239 22H238V24H236L237 22H235V25H233V27H231V26H232V25H231ZM251 20H250V21H251ZM262 20H261V21H262ZM72 21L74 22V24H73ZM75 21H77V22H75ZM79 21H81V22H79ZM125 21H126V20H125ZM139 21H141V20H139ZM175 21H177V22H175ZM228 21H229V22H228ZM263 21H264V20H263ZM68 22H70V24H71L72 26H71L70 24L67 25L66 23H68ZM78 22H79V23H78ZM86 22H87V18H86ZM88 22H89V21H88ZM88 22H87V24H88V25L90 24V26H91L92 22H91V21H90V23H88ZM173 22H172V23H173ZM178 22H179V23H178ZM180 22H181V23H180ZM186 22H187V23H186ZM212 22H213V23H212ZM259 22H260V21H259ZM61 23H63V24H61ZM75 23L77 24V27H76V24H75ZM122 23H123V22H122ZM177 23H178V24H177ZM60 24H61V25H60ZM65 24H66V25H65ZM85 24H86V23H85ZM85 24H82V27H83V25H85ZM87 24H86V25H87ZM179 24H180V25H179ZM186 24H187V25H186ZM190 24H191V25H190ZM224 24H225V25H224ZM228 24H229L230 26H229ZM241 24H240V25H241ZM74 25H75V26H74ZM86 25H85V27H86ZM128 25H130V23H129ZM178 25H179V26L182 25V26L179 27ZM242 25H241V27H242ZM73 26H74V27H73ZM92 26H93V25H92ZM136 26H137V25H136ZM136 26H135V27H136ZM169 26H166V27H164V28H167V27H169ZM174 26H175V27H174ZM220 26H221V27H220ZM222 26H223V27H222ZM234 26H236L237 29H235L236 27H234ZM70 27H72L73 29H71ZM75 27H76V28H75ZM93 27H94V26H93ZM100 27H101V26H100ZM100 27H99V25H98V27H97V28H99V29H96V27H95V30H97L96 32H99V31H100ZM170 27H169V28H170ZM262 27H264V26H262ZM74 28H75V29H74ZM91 28H92V27H91ZM231 28H232V29H231ZM260 28H261V27H260ZM76 29H78V32H77ZM83 29H85V28H83ZM83 29L81 28V30H80V32H82V34H83V32H84L86 29H88V28L86 27L85 30H83ZM89 29H90V27H89ZM93 29H94V28H93ZM93 29H92V30H93ZM202 29H203V30H202ZM225 29H226V30H225ZM234 29H235L236 31H235ZM82 30H83V31H82ZM92 30H91V33L95 32V31H92ZM102 30H103V29H102ZM200 30H201V31H200ZM222 30H223V31H222ZM228 30L231 31V35L229 34L230 32H229ZM237 30H238V31H237ZM239 30H241V31H239ZM74 31H73V32H74ZM86 31H87V30H86ZM202 31H203V32H202ZM249 31H250V32H249ZM251 31H252V33H251ZM73 32H72V34L75 33V32H74V33H73ZM87 32H88V35L91 36V33L89 32V30H88ZM96 32H95V33H96ZM158 32H159V31H158ZM158 32H156V35H157V36H158V35L160 36L161 33L163 34V30H162L161 32H159V33H158ZM165 32H166L167 35L165 34ZM213 32H214V33H213ZM216 32L218 33V34H216L217 36L215 35ZM221 32H222V33H221ZM225 32H226V33H225ZM246 32H247L248 34H247ZM89 33H90V34H89ZM99 33H100V32H99ZM99 33H97L96 36H94V37H95V38H97L98 36L100 37V34H101V33H100V34H99ZM157 33H158V34H157ZM198 33H199V34H198ZM202 33H203V34H202ZM223 33H224V34H223ZM76 34H74V35H76ZM84 34H86V32H85ZM102 34L105 35L106 33H103V32H102ZM102 34H101V36H103ZM107 34H108V33H107ZM255 34H257V35H255ZM88 35H87V36H88ZM92 35H94V34H92ZM97 35H98V36H97ZM108 35H110V33H109ZM151 35H155V33H153V34H151ZM192 35H194V36H192ZM195 35H196V36H195ZM72 36H73V35H72ZM80 36H82V35L80 34L79 36L77 35V36H74V37H76V38L79 37V38H80ZM87 36H86V40L88 41V39L90 38V36H89V38H87ZM201 36H202V38H198V37H201ZM208 36H207L206 38H209ZM236 36H238V35H236ZM74 37H73V38H74ZM172 37H171V38H172ZM81 38H82V37H81ZM95 38H93V39H95ZM197 38H198V39H197ZM204 38H203V39H204ZM206 38H205V39H206ZM219 38H220V37H219ZM228 38H229V37H228ZM231 38H232V36H231ZM84 39H85V38H84ZM169 39H170V37H169ZM253 39H252V41H253ZM207 40H208V39H206V40H204V41H206L207 44H208V41L210 42L211 38H209L208 41H207ZM260 44H264V41H262V42L260 41V43H258L257 46L260 45ZM205 48H207V47H205ZM205 48H203V49L200 48V49H201V50H204ZM200 49H198V50L201 51ZM98 86H99V85H98ZM98 86H97V87H98ZM99 87L102 88L101 86H99ZM37 88H38V86H37ZM100 88H98V89H100ZM252 89H253V88H252ZM22 90H23V93H24V94H23V95H19V94L17 93V95H18V97H19L18 108H19V110L21 111L22 116L25 118V123L23 124L24 126L20 124L19 120H18L17 117L15 116V110H14V107L16 108V106L13 105V106H14V107H13L12 105L9 104V105H10V108H9V110H8L7 107H8L9 105L7 104V106L4 107V111H5L6 113H8L9 111H10V112H9L7 115L4 114V116H3L1 113H4V111H3V107L1 108V106H2L3 104H4L3 106H5L6 103H3V104L1 103L2 105L0 104V109H2V111H3V112H0V115H1V116H0V119H1V120H0V124H2L4 127L6 126V128H8L9 131L13 129V131L15 132V130L18 128V129H19V130H18V131H19V134H20V132H21V136H20V135H17V134H16V133L18 132L17 130H16L15 133H14L13 131H11V132H13L14 134H16V135L19 136V137H16V135H12L13 133H12V134L9 133L10 139H11V138H13V139H12L11 141L9 140L10 143L8 142V146H10L11 148H10V147H8L9 149L6 148L5 151L7 152V155H6V152L3 150V149H5V148H3V146H2V142H0V159H1V160H0V175H6V178H5V179H6V185H5V186L8 187V189H12V190L9 191L7 188H6V189H7L9 192H12V191L14 190V191H13L14 193H16V194L19 193L18 195H19L20 200H19L18 197H15L16 195H14L15 199L18 198L19 201H22V200H23L24 203L27 204V205H26V206H27L26 208H28V210L25 209L26 211L24 210V211H22V212H25V214H26V212H28V214H29V212L31 213V210H32V213L34 212V214H35V215L37 216V218H38L37 220H34V221L37 222V221L39 220V217H41L40 219L42 220V217L45 216V217H44V220H43V221H44V224H45V221H47V219L49 218L50 221H51V224L54 225V224L56 223L55 229H57V227H59L60 229H62V230H64V231H65V230H68V231L71 232V234H70V232L68 233V231H66L65 233H64V231H63V234H65V236L67 235V233L70 234V235H72V236H74L75 232L78 231L77 233L79 234V232H80V234L78 235V234L76 233V234H77V235H76L77 237L81 236L80 239L83 238V240H84V239L86 238V239L88 240L87 243L85 242V245H86V244L89 245V240H90V238H91L90 235L92 236V241H91L92 243H90V245L93 244V243L96 244V245L93 244L94 247L97 246V244L99 245L100 242L104 241V242H102L103 244L100 243L99 247H96L95 249H92V250H94V251H91V250H90V252H89V249L93 248V246H91V248H90V245L88 246L89 248H88V247H85V246H84V243H82V241L80 242L79 240H77V241L80 242V243L77 242L78 245H79V244H80V245L83 244L82 246H84V248H81V246L78 247V246H76V244H74V247L76 246L75 249L78 250V248H81V251L78 250V252H77V250H75L74 247L72 246L73 243H72L71 240H72L74 237H70V236H69V238H68V237H65V239L68 238L67 240H68L69 242H71V243H70V244H71V245H70L71 248L68 250L69 252H68L65 248H64V252H63V250H60V251H61V252H60V251L58 250L59 247H57L58 249H56V250H57L56 253L59 252L58 254H60V255H58V256H61V255H62V257H63V255L65 256L67 253H70V257H72V256H73V257L85 256V257H87V258H92V257L101 258V257H99V256H102V258H107V257H104V255H102L101 253H100V255H99L100 248H102L103 245H104V246H111L112 243H113L112 246L114 247V243L117 241L116 237L118 238V242H119V244H120V248H122V247L124 248V247H126V246L128 245V247H130L129 249H136V248H132V246H135V244H136V243L134 242V241H135L134 236L136 237V232L138 231L137 229H139V227H140V229H141L142 227H143V229H145V228L148 229V228H149V225H148V224H150L151 226L156 225V228H155V227H154V228L151 227V229L149 228L150 230L153 229V230H155V231H157V232L159 231L161 234H165L164 237L167 238L166 240H167V241L170 240V241H168V242H170V243H171V242H172V243L175 242V243H173V244L176 246V248H177V245H176V244H178V242H179L178 245H180V247H178V249L175 248V250H176L175 252L178 251L177 253H182V255L177 254L176 257L173 256V258L171 259V257H172V256L170 255L171 253L167 254V256H170L169 259H167V260L169 261V264H172V263H174V264H192V262H191V263L189 262V261H191V260L188 261V259L192 257V255L190 256V253L192 252V250H197V249H200L201 251H200V250L196 251V252H197V255H195V256L193 255V256H194V258L197 256V257L199 258L198 260L202 259V260L198 261V263L202 261L203 264H205V263H206V264H208V263H209V264H212V262H213V261L215 262V260H216V261H218V263H217V262H216V263L219 264V261H220V263H221V261L223 260V259H221V258H223V256L226 257V254H224V255H222V254H223V253H228V252H223V253H222L221 250H222V251H226V250L228 251V249H229L230 251H232L234 248H235V249H234L235 251H236V250L239 251V252L236 251V252H237L236 254L239 253V257L243 258L242 256L244 255V258H246V259H244V262H243V260H242L241 258H239V259L242 260L241 262H240V261H237V259H236V261H233V260H230V261H229V259H231L232 257H233L232 259H234V260H235V258H238V257H236V256L234 255V254H235V253H234L235 251H233V256H232V255H229V257H231V256H232V257L227 259V263H225V262H226V258H224V260L222 261V264H223L224 261H225L224 264H228V261H229V262L232 261V263L235 262V264H241V263H242V264H244V263L248 264V263L250 262L249 259L252 260V261L250 262L251 264H252L253 261L255 262V263H253V264H264V256H263V253H264V252H263V250H264V247H263L264 245H263V244H264V243L262 244V241L264 242V240H263V238H264V233H263L264 230L262 231L263 234L260 233V231L262 230V227L264 226V221H261V219L263 220L262 216H264V213L262 212V211L264 210V190H263L264 187H262V186H264V185H263V183H264V175H261V174H264V172H263L264 169L259 168L260 166H261V167L263 166L262 168H264V165H263V164H264V162H263V161H264V160H263V159H264V156H263V155H264V154H263L264 151H262V150H264V143L258 145V143H260V142H264V141H263V138H264V137H263V136H264V131H263V130H260V129H257V127H259V126H263V127H264V100H260V99L258 100V99H257V98H260V97H255V98H256L255 100H254V98H253V100L250 99V100H252V101H249L248 98H247L248 101H245V99H243L244 102H240V100H238L239 102H237V100H236V101H234V100H233V101H231V100H230V101H229V100H227V101H223V100H222V101H219V103H216V105H217V107H216V110H217V116H216V118H217V119L214 120V117H215V116H214V117L212 118V122H211V119L207 120V118H204V119H206L207 121H206V120L203 121L202 118H200L199 121H197V120L195 121V120H194L195 122L192 121V120H190L191 122L187 120L186 122H188V123H189V122H190V123L194 122V124L192 123L193 126L191 125V129H190V127H188V125H189L188 123H187L188 125L186 124L187 126L184 125V122H182L183 120H179L180 122L183 123L182 125H180V126H179V124L177 125V123H176L177 120H176V119H174V121H175V123H176V125H177V128L174 129L175 127H174L173 124H175V123H173V121H172L173 118H172V120H171L172 123H173L172 125H171V121H170L171 118H169V121H168V122H170V123L168 124V123H167V120H166V122H165V120H164V121H163V122H164L163 125H164L165 127L163 126V127L161 128L162 130L160 129L161 131H160V133H159V129L156 130L155 127H157V128L161 127V126H162L161 123H163V122H161V120H158V121H157V119H159L160 117H159V118H157V116L152 117L153 119L151 118L152 121H150V122L153 123V121H155V120H154L155 117H156V122H158V123H157L158 125L156 124V122H154V123H155V127H154V125H151V126L153 127V129H154V132L157 131L160 135H161V132H164V133H163V134H164V137H163V134L161 135V137H160V135L158 134V136H159V137H158L157 134H156L157 132H155V135H156V136H155V135L153 134L154 132H152V134L155 136V137H154V141H156V143H158V142H160L162 139L157 140V138H162V137H163V139H165V140H162L161 143H162V144H165L164 142H166L165 146H164V145L162 146L161 143L158 144V145L161 144L160 146H162V148H160L159 146H158V147H154V146H157V145H154L155 142L153 141V139H152V140L150 139V138H152V134L150 133L151 135H149V136L147 135V136L149 137V139H150L149 141H150L151 145H153V148H154L155 150H153L152 148H150V147H152V146L150 145V143H149V145L147 144V145L149 146V149H148V146H146L147 148H145V149L143 148V147L146 145L147 140H148V137L146 136V131L148 130V131L150 132V129L147 128V127H148L147 125H148L150 122H149L148 120H144V123L147 122L148 124L143 128V127H142V123H143V121H142V123H139V121H140V120H143V119H138L139 117H141L140 115H138V116H137L138 118H136L135 115H137V114H134V118H133V120H139V121H138V122H137V121H136V122H133V120H130V121H132L133 124H134V123H139V124H137V125H141V127L139 128V127L136 126L135 124H134V125H130V126H131V127L133 126L134 128H135V127H136V128L138 127V130H139V129H142V130L144 129V131H143L144 133H142L141 131L139 132L138 130H135V131H137V132L132 131L133 129H130V128H129L130 126L128 125V123H130V122L125 121L124 119L127 118V116H128V115H127L128 112H130V114H131V115L129 114V116H128L129 119H130L131 117H133V116H132V115H133V112L131 113V111H126L127 114H124V116H122V113H123L122 111H125V109H127L128 106H132V105H130L131 103L121 104V103L119 102V103H117V104H120L122 107H121L120 105H117L116 103H115V105L111 106V107L114 108V107L117 105V107H115V108L118 109V106H119L120 108H122V110H121L120 108H119V110H114V112L119 111V113H120V111H121V112H122L121 115H120V114H116V113H114V112H113V114L119 115L120 117L116 116V118H119V119H121V120L123 119V120H124V123L128 122V123L126 124V125H128V127H127L128 129H126V130H129V129H130V130H129V131H130V134H131V131H132V132H135V133H132V137H134V138H133L134 140H135V138H136V139H139V138H138V137H135L136 135L134 136L133 134H137V133H142V134H143V135H142V134H141V135H140V134L137 135V136H139V135H140V136H143V139L140 137V138L143 140V142H142V143H143V146H142V144H141V146H140V141H141V140H140V141H139V140H135L136 142L138 141L139 144H138V146L136 145L135 148H134V147H133V146L135 145V144H133V143H134V140L132 139V137L130 138L131 135L129 136V132L121 133L120 131H122V130H120V131L118 132L119 134H124V135H125V133H126V137L121 135L122 138L125 137V141H126V143L129 142V141L126 140L127 135L129 136L128 138L131 139L129 144H131V141L133 142L132 145H130V146H126V144H125V146L128 147V149H127V148H126V149L129 150L131 153H132V151H133V148L135 149V151L138 149L139 152L136 151V153L140 154V156H141L143 150H146L145 153L147 152V154L149 153V150H150V149L153 150V151L150 152V154H148L149 156H148V155H147V157H142V156H141V158H138V160H136V161H139V159L144 158V159H142V161H143L142 165H143L144 163H146V162H148L149 164L151 163V164L153 165V163H152V162H154L153 158H154V159L157 158V157H154V156H157V155L159 156V154L161 153V155L158 157V158H160V157L162 156V154H163V150H164V149H165V151H164V156H165V155L167 156L168 154H165V153H168L169 150L172 151V149H173L174 151H177V150H178V151L175 152V153L172 151V153H174V155H177L178 157H180V158L182 159V158H184V157H181V156L178 155V154L181 153V152L179 151V149H181V148L176 147V149H175V145L177 146V144H178V146L181 147L183 141L186 140V142H187L188 139L190 140V142H191V141L194 142V145H195V146H198V145H199V144H195V142H197V143L199 142V143H200V146L197 147L198 149L196 150V148H195L196 153H195V151L193 150L194 148H193V149L191 148V146H192V142H191L190 145H188L189 143H187V145H188L187 147H186V146L184 145V143H183L184 146H182V148H183V147L187 148V151H190V149H191V151L193 150V152L196 154V156H194V154H192V156H194L192 162H191L192 159H190V160L188 159L189 162H190L189 164L191 165V169H190L189 164H186V163H185L186 160H184V159H187V158H186V157H187V156H186V152H187V151L185 152V154H184V152H183V154L185 155V158H184L183 160H181V159H179V158L177 159L176 156L173 158V157H172L173 154H172V156H171V155H168V157L166 158V159L168 160V161H167L168 164H167V163H166V164L168 165V168H169V169L171 168V167H169V164H170L169 162L172 160L171 162L173 163V159H174V163H176L177 165H178V160H179V163L182 161V164H183V162H184L185 165L189 166V167H186V169H188V168H189V169L186 170L187 172H185V173H186V174H185L184 172H182V169L180 168L182 164L180 163V164L178 165V167L180 166L179 168L181 169V170L179 169V171H181V173L184 174V176H179V177H180V178H181V177H182V178H185V177L189 176V177L186 178V179H182V178H181L183 181H182V180H181V182L179 181L180 184L177 183V181H176V182L173 181L174 179H172V176H173L175 179H177V178L179 179V177H177V176H178V172H176V173L174 172V171H178V168H176V170H174V169H175V168H174V169H173L174 171H173L172 168H171L170 170L168 169V170H169V171H168V170H166L167 168L165 169V167H166L167 165H165V163H164V164H161V163H162V160H165L164 156H162V158H164V159L160 158V160L162 159V160H161V163H160V161L157 162V163H159V165L157 164V166H155V164H156L155 162H156V160H158V159L155 160V162H154V167H153V168H154L156 171H154V169H153V170L151 169V166H152L151 164H150V166H148L149 164H145V165H146V168H147V172H148V170H149V169H148L149 167H150V169L152 170V171L149 170V171H150L149 173H151V172H153V171L156 172V173H157V171H158L159 173L161 172L159 175H158V173H157L160 182H161V183H162V182L165 183V181H166V182L169 181L170 184H172V186H171V185H169V182L167 183V186H169V190H170L171 188L174 189L175 185L178 186V189H177V188H176L177 190L174 189V192H175V191H176V192H177V191L179 192L180 189H181V190L184 189L183 191H186L187 195L189 196V200H190V197L192 198L191 201L189 202V204L192 203V205H190V206H192L191 208L195 207V200L197 199V195H194V196H196V199H195V200L193 199V198H195V197L193 196V194H192V192H191V189H193V191H194V190H195V187L193 188V186H194V184H197V182H196V183H194V184L192 185V181H193V180H192V177H195L193 174H196V175L198 174V173H197V170L195 169V168H197V166H198V165H197L198 163H196L197 160H199V159H198V156H199V155H198V153H199L198 151L201 150V151H200V152H201V155H205V154H206L205 157H207V153H208L207 149H209V148L211 149V147L209 146V145H210V142H209V141H211V144H212V141H215V137L217 136L216 141H217V140H219V141H217L216 144H217V145L219 144V146L221 145V146H220V151L217 152V153H220V152H222V153H220L219 155H218L217 153H214V152H216L217 149H219V147L217 146V149H215L213 152L209 151L210 154H208V156H209V163H210V161H211V160H210V159H211V158H210V155H211V157H212L213 155H215V154L218 155V157L221 156V155H222L221 157H223V158L225 157V158H224L225 160H224L223 158H220V157H219V158H220L221 160L218 159V158L215 159L216 156H215V158L212 157V159H213L215 162H217V163H214V164L211 165V163L214 162L213 160H212V162L210 163L211 167L214 165L215 168H216V164H219V165H217V167L221 165V164L218 163V162H221V163H222V166H221V168H220L221 170H218V171H220V174H221V175H219V172H218L216 169H215V170L217 171V173H215L214 168L210 169L211 167L206 165V164H207V161L203 162L204 167H202V166H203V164L201 165L202 161L199 160V161H201V162H200V165H199V166H201V167H199V170H200V168H201V169H202V168L204 169V174L202 173L204 176H202V177H204V180H205L206 182H205L204 180H198V179H197V181H200V182L203 181V182H204V185H205V184L207 185V184H208L207 182H211V181H213V183H211V184H213V185H214V181H217V184H218L217 186L214 185V187H218V188H215V190H213L214 192L210 189V188H211L210 186H212V189H214L213 185H211V184H209L210 186H209V185H207V186L205 185V187H206L205 189H206V190H203V189H202V190L205 191V192H202V191H201L202 194H204V193L206 194V192H207V194H209V195H207L208 198H207L206 196H204V197H206V198L208 199V200H207L208 202H205V203L203 202V203H202V201H201L202 204L199 203V204H197V205H199V206H200V205H201V206L203 205L202 208L205 209V210L207 211V215L209 214L210 211H211V212H210V215H211V213H212L213 210H214V213H212V216H211V217H210L209 215H208V217H206V215H203V214H205V212H204L203 214H202L203 211L200 213V211L202 210V208H200L201 210L198 211V210H199V208H198L199 206H198V207H195V208H193V209H191V208L189 209L190 206L188 207V205L185 203V204L187 205V206H186V205L183 203L184 201H182L181 197L175 198L174 196H173L174 198H171L173 201L170 199V200L172 201V202H171V203H172L171 205H169V204H170V203H169L170 200H169V201H167L166 204H165V205H167V206H164L161 210H159V211H157V212H155V213H151V214H150V213H147V212H143V211L141 210L143 207H146L148 204H151V203H155V202H157V201L162 197V195H161L162 193H160V194L158 195L156 192L153 191V190H155V189H153V188H154L153 186H154V184H155L154 182L158 181V180H155L154 178H152V176L155 177V175H156L154 172H153L154 174L152 173L153 175L148 173L150 176H149V175L147 174V172H146V174H147V175H146V174H145V171H146V170H144V168H143V171H144V178H145V179H142L143 174L141 173V175H140V173H139V171H138L141 167L139 168L138 166H136V165L139 164V162H138V164H137V162L135 161V162H136V165H135V163L133 162L134 160L132 159V158L135 159V157H134L133 155H136V154H133V155H132L131 153L128 154L129 157H132V156H133V157L130 158V159H131L130 161H128L129 159H128V160L126 159V163H127V161H128V162H129L128 164L130 165V167H131V168L133 167L132 169H134V172H136L135 175H133L132 173H130V174L128 173V172L132 171V169H129V170H128L127 168H129V166L126 164V166H127V167H126L124 161H123V162L121 161V159H122L124 156H126V155H124V156L121 155V158H120V159H119V157H117L119 153H122V152H123V153L126 154V153H128V151L126 150L127 152H124V150L122 149L121 151L119 150V151H120L119 153L115 154L116 152H118V151H116V149H115V148L117 147V145L121 146V144H122L121 148H122L123 145H124V144H123L124 141L121 139V137H120V139H117V138H116L117 141L120 140L119 143L122 141L121 144H119V143H117V141H115V142L117 143V145H115L116 143H114V140H113V139H111V141L113 140V143H112V144H111V142H107V140L109 141V138H110V137L108 138L109 135H112V136L115 137V135H113L112 133H114V134L117 133V130H116L117 127H118V130L121 129L119 126H120V123L123 122V120H122V121L120 120L121 122H117V123H119L118 126H116L117 123H115V124H116V125H115V124L112 122V120H111V122H112L111 125H115V126H116V127H115V126L113 127V129L116 128V129H114V131L116 130L115 132H112V131H111V130H113L112 128L107 129L108 131L105 130L106 128H104L105 125H104L103 123L101 124V125H103L102 128H100L101 125H98V124H97V126H95V128H94L93 126H88V127H86V128H83L85 125L87 126V123H88V122H89L88 125H89V124H91V125H95L96 123H98V121H97V122H94V124H92L93 121H95V119H98L97 117L100 115V114H99L100 111L103 112V114L106 113V114L102 115V113L100 112V113H101V116L106 117V115H108V112H109L111 109L113 110V108H111V109L108 108V107H110V106H108V105H109V102H108L107 105L102 106L103 108H101V107H99V106H95V105H93V103H90L91 106H92V111L90 110V112H94V111H93V106H95V107H94V110H95V109H96V111L99 110L98 112L95 111V112H96L95 114H97V113L99 114L98 116L96 115L97 117L94 116V115H95L94 113H90V114H88V113H89V110H88V109H89V107H91L89 103H87V104L85 103V104H84V105H86L85 107L87 108V109H86V108L84 107L85 110H88V112H86L87 116H86V114H84V115L81 114L82 116H81L80 114H79V116L76 115V114H75V116H74V114H72V115L74 116V118H72L73 116L71 115L72 117H70V119L72 118V120H71V122H69V121H68V120H69L68 117L70 116V114L68 115V113H66L65 117L68 115V117H67V118H68L67 121L70 123V124L68 123V124L70 125V127H69V125L65 126V124H67V123H66L67 121L65 122V120H66L65 118H60V117H58V116H60V115L62 114V113H61V109L65 107V105H64V107H63V103H60V104L58 103V104L56 105V107L58 108V110L55 111V112L52 111V109H51L55 104H52V105H53L52 107H51V105L49 104V105H50L49 107H50L52 113H51L50 111H49V112H50L51 119H52L53 121H51V123H50V120H49V123H47L48 120H47L46 117L44 116V115L46 114L47 111L44 112V114H43V110H44V111L46 110V109H45V106H44L46 103L43 104V102H42L43 108H41V107H40V102H38V103L36 104V100L33 99L34 101H32L31 98L27 96V93H26V95H25L24 89H22ZM25 90H26V89H25ZM248 90H249V89H248ZM250 90H251V88H250ZM253 90L255 91V89H253ZM253 90H252V91H253ZM18 92H19L20 94H22V93L20 92V90H19ZM24 95H25V98H24ZM21 98H22V99H21ZM29 98H30V99H29ZM26 99H27V100H26ZM20 100H21V101H20ZM31 101H32V102H31ZM24 102H25V103H24ZM34 102H35V103H34ZM101 102H102V101H100V105H102ZM114 102H116V100H115ZM117 102H118V101H117ZM94 103H95V102H94ZM96 103H97V102H96ZM96 103H95V104H96ZM104 103H105V101H104ZM111 103H112V102H111ZM32 104H34V105H32ZM88 104H89V105H88ZM105 104H106V103H105ZM35 105H36L37 107H36ZM59 105H61L62 108H61ZM74 105H75V104H74ZM76 105H77V104H76ZM76 105H75V106H76ZM87 105H88V106H87ZM97 105H98V104H97ZM103 105H104V104H103ZM19 106H20V107H19ZM26 106H27V107H26ZM46 106H47V105H46ZM107 106H108V107H107ZM11 107H12V110H14L13 112L11 111ZM38 107H40V108H38ZM54 107H55V106H54ZM105 107H107V108H105ZM123 107H125V109H124ZM5 108H6V109H5ZM34 108H35V109H34ZM59 108H60V109H59ZM100 108H101V109H100ZM129 108H132V107H129ZM36 109H37V110H36ZM50 109L47 108V110H50ZM106 109H107V111H106ZM108 109H110V110H108ZM238 109H239V111H238ZM41 110H42V111H41ZM54 110H55V108H54ZM0 111H1V110H0ZM34 111H35V112H34ZM40 111H41V114H40ZM26 112H27V113H26ZM49 112H48V114H49ZM110 112H112V111H110ZM12 113H13V114H12ZM58 113H60V114H58ZM124 113H125V112H124ZM9 114H11V115H9ZM30 114H31V116H30ZM35 114H36V115H35ZM51 114H53V116H55L56 119H54V117L52 118V115H51ZM54 114H55V115H54ZM91 114H92V115L94 114V115L92 116ZM109 114H111V113H109ZM32 115H33V116H32ZM37 115H38V116H37ZM46 115H47V114H46ZM88 115H90V117H89ZM126 115H127V116H126ZM214 115H216V113H215ZM50 116H48L47 118L50 119ZM62 116L64 117V115H61V117H62ZM84 116H85V117H84ZM91 116H92V118H91ZM113 116H114V115H113ZM1 117H2V118H1ZM4 117H5V118H4ZM30 117H31V118H30ZM57 117H58V118H57ZM79 117H80V119H78ZM110 117H111V119H112V116H110ZM124 117H125V118H124ZM143 117H144V116H142L141 118H143ZM59 118H60L62 121H63V119H64V123H63L61 120H59ZM75 118H76V119H75ZM82 118H83V119H85V118L88 119V118H89V119H88L87 121H86V119H85V121H84ZM90 118H91V119L94 118V120H91ZM107 118H109V116H108ZM114 118H115V117H114ZM116 118H115V119H116ZM146 118L149 119V117H147V116H146ZM7 119H8V121H6ZM10 119H12V120H10ZM26 119H27V120H26ZM43 119H44V120H43ZM77 119H78V120H77ZM105 119H106V118H105ZM119 119H116V120H114V121H117V120L119 121ZM129 119H128V120H129ZM131 119H132V118H131ZM161 119H162V118H161ZM164 119H165V118H164ZM166 119H168V118H166ZM3 120H4L5 122H4ZM13 120H14V123H15V125H16L17 128L13 126V124H14V123H13ZM28 120H29V121H28ZM42 120H43L44 122H43ZM74 120H75V121L77 120V121L74 123ZM80 120H81V121H80ZM90 120H91L92 123H90ZM100 120L102 121V119H99V122H100ZM106 120H107V119H106ZM106 120H103V121H104L105 124L107 123L106 125H108V122H110V121H108V120L106 121ZM126 120H127V119H126ZM149 120H150V119H149ZM162 120H163V119H162ZM200 120L203 121V122H202V125H201V126H203V127H201V128H200V123H201ZM35 121H38V122L35 123ZM55 121H56V122H55ZM59 121H60V123H59ZM78 121H79L80 123L84 121L86 124H85L84 126H82L83 124H82V123L80 124ZM105 121H106V122H105ZM159 121H160V122H159ZM179 121H178V123H180ZM214 121H216V123H218V124H217V128H216V132H218V135H215L216 132H215V133H212V130H210V129H211L210 127H212L211 125H212V124H213V125L216 124ZM2 122H3V123H2ZM6 122H7V123H6ZM52 122L55 123V125H54V124L52 125ZM72 122L74 123V128H71V127H73V126H72V125H73ZM84 122H83V123H84ZM132 122H131V123H132ZM140 122H141V121H140ZM199 122H200V123H199ZM210 122H211V123H210ZM12 123H13V124H12ZM34 123H35V124H34ZM41 123H42V124H41ZM77 123H78V124H77ZM100 123H101V122H100ZM144 123H143V126H144ZM154 123H153V124H154ZM165 123L167 124V126H169V128H170V126H173V128L171 127V129L168 130L169 128L166 126ZM196 123H199V125H197ZM204 123H205V124L207 123V124L205 125ZM229 123L231 124V127H232V124H234L235 127H237V128L240 127V128H238V129L236 128L237 130H235V131H234L235 128L232 129V130L234 131V132L232 131V133H231V132H227V134H225L224 132H222V133H223V135H222V133L220 132V129H222L221 126H223V124H229ZM7 124H8V125H7ZM61 124H62L63 126H65L66 128L69 127V128L66 129V130L69 129V130H68L69 132H65V133H66V134L69 133V136H70V137H68V135L66 136V134L63 132L65 128L63 129V131H61L62 133L58 134V136H57V133H59L58 131H60V129L63 128V127H61V126H62ZM76 124H77V125L80 124V125L82 126V128H81L80 131H79L80 127H79V128L76 127V129H78L77 131H75V134L78 133V135H76L77 138H76V136L74 135V131H73V130L71 131V129L76 130V129H75V126H77ZM109 124H110V123H109ZM150 124H151V123H150ZM159 124H160L161 126H160ZM180 124H181V123H180ZM195 124H196V125H195ZM208 124H210V127H209ZM238 124H239V126H237ZM26 125H27V126H26ZM123 125L125 126V124H123ZM123 125H121V126H123ZM176 125H175V126H176ZM194 125H195L196 127H195ZM204 125H205V127L208 125L206 128H207V129L209 128V129L206 130L205 127H204ZM218 125H219V126H218ZM220 125H221V126H220ZM234 125H233V126H234ZM244 125H245V126L247 125L248 127H249V125H250V127H253L254 129H249V128L245 127ZM8 126H10V127H8ZM41 126L43 127V129H42L41 132H40V129L42 128ZM55 126H58L60 129H59V130H56L57 127H55ZM151 126L149 125V127H151ZM158 126H159V127H158ZM178 126H179V127H178ZM183 126H184V127H183ZM198 126H199L200 129L198 128ZM215 126H216V125H215ZM243 126H244L245 128H247V130H246V129H245V130H246L248 133H249V130H250L251 133H249L248 136L246 135L247 133L244 135V133H245L246 131H245V132L242 131V127H243ZM26 127H27V128H26ZM89 127H90V128L92 127L91 130H92L93 128L95 129V130H94V129L92 130V133H94V131L96 132L97 127H99V128L97 129V133H98V131H100L101 129L105 130V131H104L105 133H102L103 131L101 130V133H102L103 135L105 134L104 136H102V137H104L103 139H100V137H101L100 134H101V133L99 134V136H98L97 133H96L97 135L95 134L96 136L99 137V138L96 137L97 139H99L98 141L100 142V140H101V142H100V145H101V146H100V145H98V146H100V147H102V148H103V146H104V148L106 147L105 149L107 150V149H108L107 147H109L110 144H111L110 146H112V147L115 145L116 147H115L114 149H115L116 152H114V150L112 151V147H109V148L111 149V150H109V151H111V153H113V155L115 154L116 157H117V159H119V161H121V164H120V162H119V165H122V163H124L123 165L125 166V167H124L125 171H123V173H124V172H125L126 174L128 173V174L130 175V177L133 175L131 178H133V179L137 178L138 181H143V180H144V183H145L146 180H147V183H146V186H147L146 189H147V190L145 189L146 186H144V188H143L144 190H140V189H141V187H140V182L138 183L140 188L138 187V185H136V184H137V182H136L137 179H136V180H133V179H132L133 183H134L137 187L134 186V184H131V186H134V187H130V188H129L130 185H128L127 182L129 183V181H130L131 178L129 177V179H128V177H127L128 174H127V176H126L127 179H128V181H127V180H125L126 178H125V176L122 174V172H119V171H120V168L123 169V168H122L123 166H121V167L119 166V169H118V168L114 169V168H115V167H114V168H113V170H114V174H113V171L110 169V171H112V173H111V175H110V176H111L110 178H109V176L106 175V172L104 171V169H102V168L100 169L99 166H101V165H98V166L96 165L97 168H96V166L93 168V169H95V171H96L97 173H95V172L92 171V170H91L92 172L90 171V167H91V169H92V167H93L95 164H101V163L103 164L104 162H106L105 160L108 161V159H107V158H104L105 160L103 159V157H104L103 155H104V154H103V155H102V154H99L100 157H99V156H96V157L94 156L95 159H97V157H99V158H98V159H99V160H98V163H96L97 160H96V161H93L94 158H93L92 161H91V158L93 157V156L91 157V155H93V154L90 155V157H89L90 160L88 159V156H86L87 158L85 157L88 161H87V160L84 161V158H83V159L81 158V157H82L81 152H83V153L86 152V154H87V152H89L91 149H97V151H98V148H99V147H96V146L93 145V140H95V139H93V138L95 137V135L91 133V131L89 130V129H90ZM108 127H112V126H107V128H108ZM133 127H132V128H133ZM152 127H151V129H152ZM180 127H182V128H180ZM185 127H186L187 130H188V129H189V130H192V129H193V130L189 133V130H188V132H187L186 129H185V130L183 129V128H185ZM192 127H193V128H192ZM9 128H12V129H9ZM29 128H31V129H29ZM87 128H88V129H87ZM125 128H126V126H125ZM125 128H124V129H125ZM136 128H135V129H136ZM163 128H166V129H167V130H166L167 133H168V132H171V133H176V134H177V133L179 132V133H178L179 136H177V135H175V136H177V137H178V141L180 140L182 143H181L180 141H179V143L176 142L177 139L175 140V138H177V137H175V138L173 137L175 141L173 140V143H171V142H172L171 140H172L173 138H170V141H169V137H171V136L168 134L169 137L167 136V138H168V139H167V138H166V135H165L166 132L163 131ZM178 128H179V130L181 129V131H179ZM194 128H195V129H194ZM218 128H220L219 131H218ZM28 129H29V130H28ZM83 129H84V130H85V129L87 130V131L85 130V131H86V134H84V137H86V138H84V137L82 138V136H83L82 134H83V132H84ZM122 129H123V127H122ZM124 129H123V131H124ZM146 129H147V130H146ZM173 129H174V130H173ZM201 129H204L206 132L204 131L205 133L203 134V133H202L203 130H201ZM243 129H244V128H243ZM248 129H249V130H248ZM255 129H256V130H255ZM32 130H33V131H32ZM66 130H65V131H66ZM109 130H110V131H109ZM145 130H146V131H145ZM164 130H165V129H164ZM172 130H173L174 132H173ZM175 130H176V131L178 130V132H175ZM183 130H184V132H185V135H184V133H183ZM197 130H199V131L201 130V133H199ZM209 130H210V132H208ZM238 130H239L240 132H239ZM251 130H252V131H251ZM253 130H254V131H253ZM257 130H258V131H257ZM31 131H32V132H31ZM82 131H83V132H82ZM152 131H153V130H152ZM194 131H195L196 133H195ZM236 131H237L238 133H236ZM38 132H39V133H38ZM52 132H53V134H55V135L58 137V140H57V141L54 140V136L52 135ZM71 132H72V133H71ZM79 132H82V134H80ZM106 132H108V133H106ZM193 132H194L195 134H192ZM207 132L209 133V135L207 134ZM259 132H260V133H259ZM262 132H263V135H262ZM63 133H64V134H63ZM84 133H85V132H84ZM87 133H88V134H87ZM89 133L92 134L93 136H91ZM110 133H111V134H110ZM118 133L116 134L117 137H119V134H118ZM127 133H128V134H127ZM171 133H170V134H171ZM180 133H181V134H180ZM186 133H188V134H190V135H188V134L186 135ZM198 133L201 134V135H203V137H205V135H207V136L209 137V139H210V138H211V139L209 140V139H207V138H203L201 135H199V136H200V137H199L200 141H199V140L197 141V138H198L197 135H198ZM219 133H220V134H219ZM229 133H230L231 135H230ZM234 133H235V134H234ZM239 133H240L241 136H239ZM241 133H242V134H241ZM1 134L3 135V133L0 132V141L3 140V136H2ZM46 134H47V135H46ZM61 134H63V136H61ZM108 134H109V135H108ZM147 134H149V133H147ZM182 134H183V136H182ZM191 134H192V135H195L197 138H196V137L193 138ZM212 134H213L215 137L212 138V136H213ZM233 134H234V135H233ZM59 135H60V138H59ZM79 135H81V137H80ZM85 135H86V136H85ZM88 135H90L91 138L93 137L92 140H90V137H88L89 139L87 138ZM106 135H107V138H108V139L106 138ZM210 135H211V136H210ZM220 135H221V136H220ZM224 135H225V137H226L225 139H223V138H224ZM228 135L230 136V138L227 137ZM251 135H252V136H251ZM1 136H2V137H1ZM13 136H14V137H13ZM47 136H49V137H47ZM51 136H52V137H51ZM56 136H55V137H56ZM64 136H65L66 138H65ZM74 136H75V138L77 139V140H76V143H77V141L81 143V140H80V139L82 138V143H81V145H82V144H83V145L87 144V143H86L87 140H86V142H84L83 139H88V142H89V143L92 142V144H91L92 146L89 145V143H88L89 147H88V145H85V147H88V148L93 147V148H91L89 151L87 150L88 148H86V151H85V152H84V150H85L84 148H85V147H83V145H82V146L80 145L79 147L76 148V146H78L79 143H78L77 145L75 144V140H74V138H73ZM172 136H174V134H172ZM181 136H182L184 139H183ZM184 136L187 137V138H185ZM188 136H191V139H192V138H193V139L191 140L190 137L188 138ZM218 136H219L220 138H221L222 136H223V137H222L221 139H219ZM231 136H232V138H231ZM237 136H239V139H238ZM21 137H22L23 139H22ZM28 137H29V138H28ZM78 137H79V138H78ZM114 137H113V138H114ZM179 137H181V138L179 139ZM235 137H237L238 140H237ZM241 137H242V138H241ZM249 137H251V139H249ZM17 138L22 139V141L24 142V146H27V147H23L24 149H23L22 152H21V150H22L21 147L23 146V142H19V141H21V140H19V139H17ZM31 138H33V139H31ZM41 138H42V139H41ZM105 138H106V139H105ZM128 138H127V139H128ZM201 138H203V139H201ZM228 138H229V141H228ZM233 138H235L236 140L234 139V140H235V141H234ZM244 138H245V139H244ZM247 138H248V140H247ZM14 139H16V140L14 141ZM60 139H61V140H60ZM69 139H71V140H69ZM72 139H73V140H72ZM97 139H96V141H97ZM114 139H115V138H114ZM123 139H124V138H123ZM166 139H167V141H166ZM226 139H227V140H226ZM230 139H231V140H230ZM252 139H253V140H252ZM257 139H258V140H259V139H262V140H259L260 142H258ZM67 140L71 141V142H68V144H69V143H70V144H73V143H74V145H73L72 147L68 146V144H67ZM128 140H129V139H128ZM182 140H183V141H182ZM189 140H188V142H189ZM193 140H194V141H193ZM195 140H196V141H195ZM221 140H223L224 143H225L226 141H227L228 143L223 144V142H222ZM240 140H241V141H240ZM244 140H245V141H244ZM50 141H51L52 143H51ZM64 141H65V142H64ZM96 141H95L94 144H95V145L99 144L98 141H97V143H96ZM102 141H103V142L106 141L107 143L105 142V144H104V143H102ZM149 141H148V142H149ZM151 141H153V143H152ZM163 141H164V142H163ZM230 141H231L232 143H234L235 146H234V144L230 143ZM233 141H234V142H233ZM248 141L250 142V144H249ZM11 142H14V143H15L14 145H15V148H16V149H15V148H12V144H13V143L11 144ZM16 142H17V143H16ZM35 142L37 143L36 145H35ZM136 142H135V143H136ZM174 142H176V144H175V145H172V144H174ZM206 142L209 143V144H207ZM219 142H221V144H220ZM242 142H243V143H242ZM246 142H247V143H246ZM18 143H19V145H18ZM20 143H21L22 145H21ZM53 143H54L55 145H54ZM63 143H64V144H63ZM84 143H85V144H84ZM229 143H230V146H229ZM245 143L249 145V148L245 145ZM254 143H255V144H254ZM16 144H17V146H16ZM25 144H26V145H25ZM61 144H63V145L61 146ZM106 144H107V146H106ZM108 144H109V145H108ZM113 144H114V145H113ZM168 144H169V145H168ZM185 144H186V143H185ZM204 144H205L206 147H207V145H208L209 148L207 147L206 150H205V149H204V148H205ZM216 144H215V145H216ZM227 144H228V145H227ZM231 144H232V146L235 147V148L232 147V148H234V149L231 148ZM236 144H237V145H236ZM239 144H240V146H239ZM241 144H242V145H241ZM14 145H13V147H14ZM56 145H57V146H56ZM170 145H172L173 148H172V149H167V146H168L169 148H171ZM180 145H181V146H180ZM223 145H224V146H223ZM226 145H227V146H226ZM253 145H254V146H253ZM256 145H257V146H260V148H261V149H260V148L258 147V148L261 150V152H259V149H257V150H258L257 152H259L260 154L262 153V155H260L259 153H257V154L260 155V157H258L259 160H260V159L262 158V156H263V158L261 159V160H263V161H261V160H260V161L258 160L259 162L256 161V160H257V156H258V155H255L256 153L254 154V152L256 151V149H255L254 147H256ZM261 145H263V149H262V146H261ZM18 146H20V147H18ZM47 146H48V147H47ZM119 146H118V147H119ZM125 146H124V148H125ZM195 146H193V147H195ZM222 146H223V148H224V147L226 148V149H225V151H226V152H225V155H223V154H224V152H223L224 149L222 148ZM228 146L232 149V151H231V149H229ZM237 146H238V147H237ZM241 146H244L243 149H242ZM64 147H66V148L64 149ZM82 147H83V148H82ZM94 147H95V148H94ZM118 147H117V148H118ZM130 147H131V148H130ZM136 147H137V149H136ZM139 147H140V148L142 147V149H141L142 151L139 150ZM164 147H165V148H164ZM188 147H190V149H189ZM75 148H76V149H79V150H78L79 152H80L82 149H84L83 151L80 152L81 156H80V157L78 156L76 159L73 157V156H75L76 154H78V153H77L78 151H77V152H74V151H76ZM102 148H100V149H102ZM119 148H120V147H119ZM119 148H118V149H119ZM129 148H130L131 150H130ZM156 148H158V149L160 148V150H158V149H156ZM185 148H183V149H185ZM227 148H228V150L231 152V154L229 153V151L227 152ZM236 148H238V150H237ZM245 148H247V149H245ZM252 148H253V150H254L253 153H252V152H249V150H248V149H250V151H252V150H251ZM256 148H257V147H256ZM80 149H81V150H80ZM118 149H117V150H118ZM147 149H148V151H147ZM183 149H182V150H183ZM199 149H200V150H199ZM221 149H222V150H221ZM239 149H240V150H239ZM8 150H9V153H8ZM12 150H13V153H12V154H14V153H15V154H14V155L11 154V156H10V153L12 152ZM19 150H20V151H19ZM27 150H28V151H27ZM29 150H31V151H29ZM35 150H36V151H35ZM103 150H104V149H103ZM103 150H102V153H103L104 151H106V150H104V151H103ZM156 150H158V151H161V150H162V151H161L160 153L157 151L158 154H156V152H155ZM166 150H167V151H166ZM211 150H212V149H211ZM235 150H236V151H235ZM247 150H248V151H247ZM1 151H3V153H1ZM10 151H11V152H10ZM15 151H16V152H15ZM17 151H18V153L20 152V153H21L20 155H22V156H24V157H21V156L17 153ZM24 151H25V153H24ZM99 151H100V150H99ZM107 151H108V150H107ZM140 151H141V152H140ZM183 151H184V150H183ZM238 151H239V152H238ZM241 151L243 152V153H242V156H240V155H241ZM26 152H29V153H26ZM91 152L93 153L94 151L91 150ZM91 152H90V153H91ZM95 152H96V151H95ZM152 152H155L156 155H155L154 153L152 154ZM178 152H179V153H178ZM193 152H192V153H193ZM244 152H245L246 155H243ZM247 152L250 153V154L247 155V154H248ZM22 153H24V154H22ZM30 153H32V155H31ZM99 153H101V151H100ZM106 153L108 154L109 152H106ZM169 153H170V152H169ZM203 153H204V154H203ZM233 153H234V154H233ZM235 153H236L238 156H237ZM251 153H252V155H253V154L255 155V158H256V159H254L255 162L253 161V158H254V157H251V156H252ZM1 154H2V155H1ZM86 154H85V155H86ZM95 154H98V152H96ZM107 154H106V155H107ZM138 154H137V155H138ZM170 154H171V153H170ZM183 154L181 153L180 155H183ZM226 154L228 155L227 157H226ZM5 155H6V156H5ZM52 155H53V156H52ZM78 155H79V154H78ZM85 155H83V157H84ZM87 155H89V154H87ZM108 155H109V154H108ZM111 155H112V154H111ZM111 155H109V156L112 157L113 160L115 159V160H116V163L118 164L117 159L114 158L115 156H113V155L111 156ZM128 155H127V156H128ZM150 155H151V156H150ZM188 155H189V154H188ZM229 155H232V156L235 155V156L237 157V159H236L235 156H233V157L230 156V157L232 158V159H231V158L229 157ZM1 156H2V158H1ZM13 156L16 157V158H18V159H16V158L14 159ZM17 156H18V157H17ZM25 156H32V157H25ZM119 156H120V154H119ZM122 156H123V157H122ZM127 156H126V157H127ZM138 156H139V155H138ZM143 156H145V155H143ZM166 156H165V157H166ZM170 156H171L173 159L169 160V159H170V158H169ZM190 156H191V155H190ZM239 156H240V157H239ZM249 156L252 158L251 160H252L255 164H250V163L248 164V163H247V166H246V167H249V166L251 167V168L249 167V170H248V168H246V167H245L246 169H244V168H240V167H242V165H241L240 167H238V166L240 165L241 161H243L244 158H246V160H247V159L249 160V158H250ZM4 157H5V158H4ZM8 157H9V159H8ZM75 157H76V156H75ZM105 157H106V156H105ZM107 157H108V156H107ZM129 157H127V158H129ZM136 157H137V156H136ZM150 157H151L152 162H150V160L147 159V158L150 159ZM228 157H229L230 159H229ZM248 157H249V158H248ZM11 158H12V159H11ZM72 158H73V160H72ZM108 158H109V157H108ZM112 158H111V161H112ZM124 158H125V157H124ZM168 158H169V159H168ZM188 158H190V157H188ZM191 158H192V157H191ZM201 158H204V157H203V156H200V159H201ZM233 158L236 159V160L234 161ZM2 159H3V160L6 159V160L3 161ZM69 159H70V160H69ZM74 159H75L76 162H74ZM100 159H102V162H101ZM136 159H137V158H136ZM145 159H147V161H146ZM205 159H206V158H205ZM226 159H227V161H226ZM238 159H239V160L242 159V160L238 161ZM82 160H83V161H82ZM109 160H110V159H109ZM123 160H124V159H123ZM194 160H195V161H194ZM206 160H208V159H206ZM216 160H217V161H216ZM218 160H219V161H218ZM223 160H224V162H222ZM230 160H231V162H228V161H230ZM248 160H247V161H248ZM90 161H91V162H94L95 164L92 163V164H93V165H92V164L90 163ZM140 161H141V160H140ZM142 161H141V162H142ZM144 161H145V162H144ZM175 161H177V162H175ZM236 161L239 163V165H238V166L236 165V166L240 169V171L237 170V169H238L237 167H234ZM35 162H36V163H35ZM114 162H115V161H114ZM141 162H140V163H141ZM163 162H166V161H163ZM186 162H188V161H186ZM226 162H228V164H226V166L229 165V163H230V165L227 166L228 168L225 167V164H224V163H226ZM248 162H250V160H249ZM253 162H252V163H253ZM257 162H258V164H256ZM15 163H16V164H15ZM51 163H52V164H51ZM108 163H110V164L108 165ZM111 163L113 164V162L108 161L107 163H104V164H105V165L107 164V166H106V168H107V167H110ZM132 163L134 164L133 166L131 165ZM172 163H171V164H172ZM174 163H173V164H174ZM261 163H262V165H261ZM53 164H54V165H53ZM87 164H88V165H87ZM171 164H170V165H171ZM184 164H183V166L185 167ZM193 164H194V165H193ZM231 164H232V165H231ZM241 164H242V163H241ZM43 165H44V166H43ZM105 165H104V166H105ZM113 165L116 166V167H118L116 164H113ZM142 165H141V166H142ZM160 165H165V166H164V168H162V169H161V168H158L159 170H157V168H155V167H159ZM248 165H249V166H248ZM252 165H254L257 169H255V167H253ZM259 165H260V166H259ZM31 166H32V167H31ZM34 166H35L36 168H35ZM104 166H103V168H105ZM135 166H136V167H135ZM147 166H148V167H147ZM174 166H176V165L174 164ZM174 166H173V167H174ZM230 166H233L236 170L233 169V167H230ZM18 167H19V168H18ZM30 167H31V168H30ZM46 167H47V168H46ZM87 167H89V169H87ZM143 167H144V165H143ZM161 167H162V166H161ZM184 167H182V168H184ZM207 167H208V170L210 169V172H211V173H212L213 170H214L213 174L215 173V175H216V176L213 175L214 177L211 175L212 178H213V180L211 179V177L208 178V179H210L211 181H209V180L207 181V177L210 176V174H209L208 176L206 175V171H207L206 168H207ZM209 167H210V168H209ZM229 167H230V168H229ZM33 168H35V174H37V176H38V174H42L43 176L39 175V177H38L39 179H36L37 177L33 176V175H35V174H34V169H33ZM49 168H50V169H49ZM85 168H86V169H85ZM110 168H112V165H111ZM146 168H145V169H146ZM218 168H219V167H218ZM224 168H226V169H224ZM56 169H57V170H56ZM117 169H118V170H117ZM126 169H127V170H126ZM136 169H137V170H136ZM141 169H142V168H141ZM223 169H224L226 172H223V171H224ZM232 169H233V170H232ZM241 169H242V171H241ZM251 169H252V171H251ZM258 169L261 170V171L259 170L261 173L258 174L259 176H261V178L259 177V180H258L259 182L256 183V182H255V181H257V180H256V177L254 178L253 175L256 174V172H257ZM47 170H48V171H47ZM49 170H50V171H49ZM106 170H107V169H106ZM108 170H109V169H108ZM195 170H196V172L194 173ZM211 170H212V171H211ZM227 170H229V171L232 172V174H233V177L230 176L231 179H232V183H231L232 185H231V186L234 185V186H236V187L238 188V190H237L236 188H234V189H236V190L238 191V193L235 191L237 194H234V195H233V194H232L233 191L230 192V190H229V188L231 189V187H229V188L226 187L227 184L229 183V182H227V181L230 180V179H228V178H230V177H228V178H227L228 180H227V179L225 178V176H224L225 174H226L227 176H229L228 174H229L230 172L228 173ZM244 170H245V172H244ZM255 170H256V172H253V171H255ZM60 171H61V172H60ZM110 171H108L107 173H109ZM116 171L119 172V173H121V174L117 173V174H119V175H116V174H115ZM121 171H122V170H121ZM143 171L140 170V172H143ZM238 171H239V172H238ZM246 171H247V174H248V175H247V174L244 175V174L246 173ZM248 171H249V172H248ZM250 171H251V172H250ZM13 172H15V175H16V173H17V175H16V177L18 176V177H17V180H16V179H15V180H13V179L10 180V178L7 176V174L10 175V173L12 174ZM37 172H40V173H37ZM52 172L54 173L55 176H59V177H54V175H51V176H50V174H52ZM63 172H65V173H63ZM104 172H105V173H104ZM167 172H168V174H167ZM173 172H174L175 174H177V176H174ZM199 172H200V171H199ZM208 172H209V171H208ZM210 172H209V173H210ZM240 172H242V173H240ZM243 172H244V174H243ZM252 172H253V174H250V173H252ZM94 173H95V174H98V176H99L100 174H102V173H103L102 175L105 174V175H104V180H102V178H101V180H100V178H99L98 176H96L98 181H95L96 178L94 179V177H93V176H94ZM238 173H240V174H238ZM254 173H255V174H254ZM257 173H258V172H257ZM183 174H182V175H183ZM217 174H218V176H219L220 178H219V179L217 178V180H216L215 177H218ZM236 174H238L239 176H238V175L236 176ZM241 174H242V175H241ZM120 175H121V176H120ZM151 175H152V176H151ZM160 175H161L162 177H160ZM169 175H170L171 177H169ZM192 175H193V176H192ZM198 175H199V174H198ZM198 175H197L196 177H198ZM250 175H251V176H250ZM20 176H21V177H20ZM52 176L54 177V179L52 178ZM100 176H101V175H100ZM122 176L125 178L123 181L121 180V179H123ZM191 176H192V177H191ZM227 176H226V177H227ZM244 176H247V177L245 178ZM256 176H257V175H256ZM48 177H49V178H48ZM101 177H103V176H101ZM176 177H177V178H176ZM190 177H191V180H190ZM199 177H201V175H199ZM236 177H238L237 180H238V179H240V180L242 179V180H241V181H240V180L237 181V180H236ZM240 177H242V178H240ZM20 178H22V180H21ZM44 178H45V179L47 178L46 181H45ZM50 178H52V179H51L52 181H48ZM150 178H152L153 180H151ZM248 178H249V179L251 178V180H252L254 183H253L251 180L248 182V180H249ZM23 179H24L26 182H28V183L31 182L32 187H31V186H30V187H31V188H35V189H31L30 187H28L29 184H28V186H27V183L24 182ZM35 179H36V180H35ZM42 179H44V182H43L44 184L42 183V181H43ZM92 179H94V181H93ZM108 179H109V181H108ZM157 179H158V178H157ZM178 179H177V180H178ZM187 179L190 180V184L192 185V187L188 184L187 181H189V180H187ZM193 179H194V178H193ZM195 179H196V178H195ZM199 179H201V178H199ZM202 179H203V178H202ZM214 179H215V180H214ZM253 179H254V180H253ZM257 179H258V176H257ZM61 180H62V181H61ZM90 180H92V181H90ZM111 180L113 181V184H112ZM119 180H121V182H126V183H121ZM150 180H151L152 184L154 183L153 185L151 184V186L149 185V184H150ZM164 180H165V181H164ZM179 180H180V179H179ZM184 180H186V183H187V184L184 183V182H185ZM218 180H219V181H218ZM225 180H226V183H225ZM235 180H236L237 182H236ZM243 180H244V182H243ZM260 180H262V181L260 182ZM65 181H66L67 183H65ZM116 181H117V182H120V183H118V184L120 185V187H121V185H126V184H127V185H128V186H126L127 188H126V187H125V188H120V187H118V184L116 183ZM153 181H154V182H153ZM108 182H109V184H107ZM130 182H131V181H130ZM135 182H136V183H135ZM160 182H157V184H158V183L161 184ZM182 182H183V183H182ZM200 182H198V186H197L198 189H196V190H199V191H200L199 187L201 188V185H203V183L200 184ZM222 182H223V184H221ZM230 182H231V180H230ZM247 182H248V183H247ZM262 182H263V183H262ZM41 183H42V184H41ZM142 183H143V182H142ZM144 183H143V185H145ZM174 183H175V184H174ZM176 183H177L178 185H177ZM239 183L242 184V186H241V189H242V190L240 189V186H238ZM245 183H246V186H245ZM259 183L261 184L260 187H259V185H260ZM31 184H30V185H31ZM51 184H53V186H52ZM116 184H117V185H116ZM129 184H130V183H129ZM181 184L184 185V188H183V186H182ZM219 184L222 185V186H220ZM243 184H244V186H245V189H244V190H243V188H242V187H243ZM247 184L249 185V187H248ZM251 184H252L253 186H252ZM255 184H257V185H255ZM258 184H259V185H258ZM1 185H2V182H1ZM50 185H51V186H50ZM76 185H81L82 187H83V186H87V187H89L90 189H88V188H87V189H81L80 192H79L78 194H76L75 191H74V187H75ZM141 185H142V184H141ZM148 185H149V186H148ZM155 185H156V184H155ZM162 185H163V184H161L160 186L156 187L157 190H159V187L161 188ZM164 185H166V184H164ZM164 185H163V186H164ZM188 185H189L191 188H188V187H189ZM204 185H203V186H204ZM223 185L225 186V189L227 188L229 191L225 190ZM229 185H230V184H229ZM239 185H240V184H239ZM254 185L257 186V187H255ZM33 186H34V187H33ZM208 186L210 187V188H209L210 191L208 190ZM250 186H251V187H250ZM1 187H2V186H1ZM1 187H0V189H1ZM122 187H123V186H122ZM164 187H166V186H164ZM185 187H186V188H185ZM197 187H196V188H197ZM219 187H220V190L222 189L221 187H223V193L226 192V191L228 192V193L226 192L228 195H226V193L223 194V193L221 192V194H223L224 196L226 195V198H223L222 195H220V193H219V195H220V198H219L218 192L216 191V190H219ZM261 187H262V188H261ZM68 188H69V189H68ZM137 188H138V192L136 191ZM151 188H152V189H151ZM202 188H203V187H202ZM257 188H259V190H258ZM3 189H5V188H3ZM185 189H187V190H185ZM232 189H233V188H232ZM246 189H248L249 191H247ZM250 189H251L252 191H251ZM254 189H256V190L254 191ZM19 190H20V191H19ZM157 190H156V191H157ZM189 190H190V191H189ZM240 190H241V193H240ZM257 190H258V192H257ZM261 190H263V191H261ZM15 191H16V192H15ZM143 191H144V192H143ZM145 191H146V192L148 191V193L150 194L149 197L147 196L148 193L145 195V196H147V197H145V196L142 197V195H144V194L146 193ZM152 191H153V192H152ZM183 191L181 192L182 194H184ZM221 191H222V190H221ZM245 191H246V193H245ZM21 192H24V195H23V194L21 195ZM140 192H142L143 194H140ZM157 192H158V191H157ZM159 192H160V191H159ZM174 192H173V193H174ZM178 192H177V193H174V195H175V194H178ZM194 192H195V193H198V192H196V191H194ZM216 192H217V193H216ZM229 192H230V194H232L233 196H235V195L242 196V195H240V194H243V195L245 194V195H246V196H242V198L240 197V202L238 201L239 204H241L240 207H239V206H238V207L236 206L238 203H237L236 205L233 204V205L236 206L235 209H234V207H230V208H229V206H224V205H223V204H224L223 202H221V203H223V204H219V202H220L219 199H221V198H222L221 201H225L226 199L229 200L230 197H232L231 200H230V202L233 200V198H234V199L236 198V199L239 200V198H237L238 196H237V197H233V196H231V195L229 194ZM235 192H234V193H235ZM243 192H244V193H243ZM249 192H250V193H249ZM256 192H257V193H256ZM55 193H56V194H55ZM58 193H59V194H58ZM170 193H171V192H170ZM181 193L179 192V195H180ZM186 193L182 196V198H183L184 196H186ZM199 193H200V192H199ZM212 193H213L214 195H213ZM247 193H249V194H247ZM254 193H255V194H254ZM156 194H157V195H156ZM200 194H201V193H200ZM250 194H251V196H250ZM253 194H254V195H253ZM32 195H34V196H32ZM35 195H36L38 198L36 197V199H35V198H34ZM106 195L109 196V199H108V200L105 199V197H104V196H106ZM134 195H135L136 197H134ZM140 195H141V196H140ZM172 195H173V194H172ZM172 195H171V196H172ZM179 195H176V197L179 196ZM198 195H199V194H198ZM211 195H213L214 199H215V198L217 199L216 201H219V202H217L219 205L216 204V206H215L216 209H218V210H216V209L213 207V205L216 203L215 200L213 199V197H212V200H214L215 203L213 204V201H212V206H210V207H211L212 209H213V208H214V209L212 210V209L209 208V204L211 203V201L209 202V200H210V199H209V196H211ZM216 195H217V196H216ZM23 196H24V197H23ZM73 196H75L74 198H77L78 200L73 199V198H72ZM99 196H100V197H99ZM132 196H133V197H132ZM138 196H139L140 198H139ZM180 196H181V195H180ZM188 196L186 197L187 200H188ZM215 196H216V197H215ZM56 197H57V198H56ZM141 197H142V201H143L142 203H141V200H138V199H141ZM204 197H203V195H202V196L200 195V196L198 197V199H199V200H203ZM243 197H245V200L243 199ZM33 198H34L35 201L33 200ZM111 198H112V199H111ZM137 198H138V199H137ZM179 198H180V199H179ZM184 198H185V197H184ZM210 198H211V197H210ZM218 198H219V199H218ZM21 199H22V200H21ZM31 199H32V201H31ZM57 199H58V200H57ZM115 199H117L116 202H114ZM242 199H243V201H242ZM29 200H30V201H29ZM43 200H44V201H43ZM104 200H105V201H104ZM127 200H128V201H127ZM137 200H138V201H137ZM187 200H185V202H188ZM199 200H197V203L200 202ZM227 200H226V202H227ZM19 201H16V205H17L16 207H15V205H14L15 203H13V205H14V206H13V207H14L13 209H15L14 211H12V209L10 208L11 206L9 207V208H10V209H9V212H11V211H12L11 213H13V212L15 213V211L18 212L17 209H19V208H18L19 204H17V203H19ZM38 201H39V202H38ZM47 201H48V203H49V202H50V203H53V202L56 203V202H57L58 204H56V205H54V203H53V206H54V207L52 206V204H50V205L52 206L53 209H55V206H57V207L59 208V210H58L59 213H60V210H61L63 213H62V214H61V213H60V214L56 213V212H57V208H56V211H54V210L51 208V206H49V204H48V205L45 204ZM52 201H53V202H52ZM89 201H90V202H89ZM91 201H93V202H92L93 204H94V202H95L96 206H94L95 204L92 205ZM139 201H140V202H139ZM204 201H206V199H204ZM35 202H36V204H35ZM42 202H43V204H45L46 207L42 204ZM87 202L91 203V204H90V207H89L90 210L93 209V208H95V209H93V210H91L90 212H88L87 208H88L89 204H88ZM181 202H182V204H181ZM228 202H229V201H228ZM230 202H229V203H230ZM232 202L236 203L237 200H236V201L233 200ZM232 202H231L230 204H232ZM21 203H23V202H20V204H21ZM24 203H23L22 205H24ZM37 203H39L40 205L37 204ZM79 203L81 204L80 206H79ZM97 203H98V206H97ZM99 203H100V204H99ZM206 203H207L208 205H207ZM242 203H243V204H242ZM7 204H8V206H9V204H11V202L9 201ZM59 204L62 205V206L59 207V206H58ZM227 204H228V203H227ZM246 204H248V205L246 206ZM250 204H251L252 206L254 205L255 207H254V206H253V207L251 206V207H252V208H251V207H250ZM257 204H258V205H257ZM22 205H20V206H21V209H22ZM42 205L47 209V211H48V210L50 211V212L48 211V212H49L48 214H50V215H47L48 218H47V216H46L47 211H46L45 208H42ZM82 205L84 206V208H86L85 210H84V208H83ZM87 205H88V206H87ZM105 205H107V208H108V210H109V213H108V210H107V208H106ZM108 205L114 207V209L123 210V211H126V212L132 214V216L129 217V221H130V218H133V220H132L130 223L127 222V223H126L127 225H126L125 223H122V224H121V223H120L121 221L118 219L119 216L117 217V215H112V213H111L110 211H111L113 208H109ZM193 205H194V206H193ZM197 205H196V206H197ZM210 205H211V204H210ZM221 205H222V206H221ZM20 206H19V207H20ZM75 206H79V207L82 206V207H81V208L83 209L82 211H84V213L81 211L82 216H81V214L79 213L81 209L78 208V209H79V210H78ZM85 206H87V207H85ZM91 206H92V207H91ZM101 206H103V207L100 208ZM201 206H200V207H201ZM217 206H218V207H217ZM223 206H224L223 210H224V209H227V210L229 209L230 211L232 210L231 212H233V211H234V212H233V213H228V215H226L224 211H227V210H224V211H221V212H222V214H221V212H218V211H219ZM230 206H232V205H230ZM244 206H245V207H244ZM248 206H249V207H248ZM258 206H259V207H258ZM261 206H262V210H259V213H258V209H261ZM49 207H50L51 209H48ZM62 207H63V208H62ZM73 207H74V208H73ZM219 207H220V209H219ZM242 207H243V208H242ZM247 207H248V210H246ZM256 207H258V208H256ZM0 208H1V210H2V206H0ZM60 208H61V209H60ZM89 208H88V209H89ZM105 208H106V209H105ZM183 208H184V210H183ZM231 208H233V209H231ZM239 208H240V209H239ZM249 208H250V210H249ZM23 209H24V206H23ZM30 209H31V210H30ZM62 209H63V210H62ZM74 209H75V211L73 212V214H75V218H73L74 216H73V214L71 213ZM110 209H111V210H110ZM139 209H140V210H139ZM194 209H196V210H194ZM237 209H238L239 211H238ZM242 209H243V210H242ZM254 209H255V210H254ZM10 210H11V211H10ZM69 210H70V211H69ZM97 210H99V211H97ZM100 210H102V212H101ZM105 210H106L107 212H105ZM221 210H222V209H221ZM229 210H228L227 212H229ZM256 210H257V211H256ZM2 211H3V210H2ZM51 211H52V212H51ZM76 211H78V212H77V213H78L77 215H76ZM85 211H87V212H85ZM186 211H187V212H186ZM190 211H192V213H191ZM195 211H198L197 213H200L201 215H200V214H198L197 216L194 215L193 212L196 214ZM215 211L218 212V214H217V212H216V216L213 215V214H215ZM243 211H244V213H243ZM19 212H20V210H19ZM45 212H46V213H45ZM54 212H55L56 215L58 214L59 216H57V217H56V216H53V215H55V214H52V213H54ZM64 212H66V214H65ZM67 212H68V214H67ZM91 212H92V213H91ZM96 212H97V213H96ZM223 212H224V214H225L226 216L223 214ZM227 212H226V213H227ZM239 212H240V213H239ZM260 212H261V213H260ZM70 213H71V214H70ZM104 213H105V215H103V216H105V218L102 216V214H104ZM106 213H108V216L106 215ZM110 213H111V215H109ZM186 213H188V214L191 213V216H192V217H191L190 215H189L190 217H187L188 214H186ZM250 213H251V214H250ZM254 213H256V214L258 215V216H256V218H254V217H255V216H254V215H255ZM262 213H263V215H262ZM43 214H44V215H43ZM51 214H52V215H51ZM63 214H64L65 217L69 218L68 220H67V218H66L67 222L69 221V222H68L69 224L66 223V220H65V219H62V218H65V217L63 216ZM99 214H101V215H99ZM185 214H186V215H185ZM219 214H221V215H219ZM229 214H230V215H229ZM61 215H62L63 217H60ZM71 215H72L73 217H71ZM83 215H84V216H83ZM94 215H95L96 217H94ZM222 215L225 216V218H223L224 222L221 221V220H222L221 218L223 217ZM244 215H245V216H244ZM259 215H260V217H259ZM52 216H53V217H52ZM69 216H70V217H69ZM89 216H91V217H93V218H91V217L89 218ZM202 216L204 217V219H206V218H207V219H209V218L211 219V218H212L213 221H214L216 218H218L217 216H219V218L216 219L217 221H215V222H216V224H215L216 226H215L214 224L212 225L213 221H211V220H209V221H211L210 223L207 222L208 220H206V221H202V220H204V219H201V218H203ZM214 216H215V217H214ZM221 216H222V217H221ZM247 216H248V217H247ZM249 216H250V217H249ZM55 217H56V218H55ZM77 217H79V218H78L79 221L77 220ZM101 217H102V220H101ZM108 217H109V218H108ZM111 217H112L113 219H112ZM116 217H117V218H116ZM138 217H139V218H138ZM173 217H175L176 220L173 219ZM185 217H187V218L185 219ZM220 217H221V218H220ZM228 217H229V219H228ZM231 217H232V218H231ZM57 218L60 219V220L62 219V220L60 221V220H58ZM81 218H82V219H81ZM83 218H86L87 220H88V219H94V218H95L94 220H92L93 222H91V220H90V222L87 223L85 227L88 229V228L91 227V226H90V227L87 226L88 224H89V225H92V224H90V223H93L94 225L97 224V226H94V227H93V225H92L91 229H89V230L94 232V231H96L97 229H98V230L100 229L99 232L102 233L101 237H99V238L97 239V237H96V236L93 237V235H92L91 233L86 234V233H87V229H86V228H84V229L86 230L85 235H89L90 238H88V236L84 238V234H83V233H82V235H81V229L83 230V227H82L81 225H82L83 223L85 224L86 222L89 221V220H88V221H86V220L84 221ZM106 218H107V220H106ZM114 218H115V221H114ZM134 218H135V219H134ZM149 218H150V219H149ZM213 218H214V219H213ZM251 218H252L253 220H252ZM259 218H261V219H260V220H257V219H259ZM35 219H36V218H35ZM51 219H54V220H51ZM56 219H57V221H56ZM220 219H221V220H220ZM230 219H231V220H230ZM41 220H39V222H40ZM72 220H73V221H74V220H75V221L77 220V221H76L77 223L75 224V221L72 222ZM81 220L83 221V223H82ZM95 220H97V221H96V224L94 223ZM100 220H101V221H100ZM103 220H104V221H103ZM116 220H118V221H116ZM135 220H136V221H135ZM137 220H138V222H142V223H138ZM139 220H140V221H139ZM165 220H166L167 222H166ZM218 220H220V224H219ZM11 221H13V219H11ZM34 221H32L33 225H34V223H36V222H34ZM43 221H41V222H43ZM54 221H55V222H54ZM62 221H64L65 223L62 222ZM80 221H81V222H80ZM105 221H106V222H105ZM111 221H112V223L114 222L115 225H112ZM190 221H191V222H190ZM231 221H233V222H231ZM252 221H253V222H252ZM256 221H257V222H256ZM260 221H261V222H260ZM25 222H26V221H25ZM47 222H48V223H47V226H48V224L50 225L49 221H47ZM71 222H72V223H71ZM79 222H80V227L78 228L77 226H79V225H77V224H78ZM101 222H102V223H101ZM104 222H105V223H104ZM134 222H135V223H134ZM136 222H137L138 224H137ZM162 222H163V223H167V225H166V224H163ZM194 222H196V223H194ZM215 222H214V223H215ZM221 222H222L223 224H224L225 222L230 223V224H231V223L233 224L234 222H236L237 225H235V224H236V223H235V224H233V227H234V228L236 227L234 231L237 230V232H235V235H236V233H237V235H236L237 237L235 236V237H236V238H235V241H234V240H233V241H234L235 243H237L236 240H237V241H241V242H239V244H240V243H241V244L243 243V245H242L243 247H245L244 245H247V246H248L249 244L252 243V246H254V247H257V246H258V247H257V248H258V249H257L258 252H259V249L261 250V248L263 247V248H262L263 250L261 251L262 253H261V252H260V253H257V252H256V254H257L259 257L256 256V255H254V254H255L254 252L257 251V250H254V249H253L254 247H252L251 245H250V247H249L250 249H249L248 247H246L247 249H246V248L243 249V247H242V249H241V244H240V247H239V244H238V243H237L238 245H236V244L232 241L234 231H233V234H231L232 238L229 236V237H230L229 240H228V241H224V243L226 242V243L228 244V242H229V243L232 244V247L230 246V244L228 245L231 249H232V248L234 247V245H235V247H234L232 250H231L229 247H226L227 244L225 245L224 243H222V242H218L217 240H215L216 238H215V239L213 238V236H215L213 233L216 232L217 225H218V224H219V225L222 224ZM262 222H263V223H262ZM32 223H31V224H29V222H28V223H27V222L25 223V224H27V228H26V230H28V228H29V230H28V231H30L29 233L33 232V231H32V230H33V225H32ZM103 223H104V224H103ZM107 223H109V224H107ZM114 223H113V224H114ZM116 223H117V224H116ZM132 223H133L134 225H133ZM144 223H145V224H144ZM147 223H148V224H147ZM40 224H42V223H40ZM57 224H58V225H57ZM98 224H99V225H98ZM124 224H125V225H124ZM172 224H174V225H172ZM28 225H29V226H30V225L32 226V230L30 229V227H29ZM111 225H112V226H111ZM137 225H138V226H137ZM140 225H141L142 227H141ZM260 225H261L262 227H261ZM34 226H35V225H34ZM50 226H51V225H50ZM75 226H76L78 229H80L81 227H82V228L80 229V231H79V230H76V231H75V229H77ZM99 226H101V227H99ZM102 226H103V228H102ZM126 226H129V227H126ZM130 226H132V227L135 226L136 228H135V227L132 228V227H130ZM193 226H194V228H196V227L199 228V227H200L201 230H200V229L197 230V228H196L195 230H197L198 232H197V231H196V232H192L191 230H194V229H193ZM254 226H255V227H254ZM256 226H257V227H258V226L261 227V229H258V230H260V231H258V234L260 233V234L262 235V238L260 237V235H257V232H256V231H257V229H256L257 227H256ZM48 227H49V226H48ZM107 227H108V228H107ZM122 227H124L123 230L121 229ZM137 227H138V228H137ZM144 227H145V228H144ZM157 227H158L159 229H158ZM161 227H163V228H161ZM170 227H171V228H170ZM202 227H203V229H202ZM69 228H70V229H69ZM95 228H97V229L94 230ZM114 228H115V230H114ZM116 228H117V229H116ZM119 228H120V229H119ZM128 228H130V229L127 230ZM164 228H165V229H164ZM179 228H183L184 231H182V229L180 230ZM254 228H255V229H254ZM38 229H39V228H38ZM55 229H54L55 236H54V235H53V236H54V237L57 236L56 238H57V240H58V239H60V236H61V233H60V232H61V231H59V230L56 231ZM71 229H72V230L74 229L75 232L72 231ZM102 229H103V230H104V229L106 230V231L104 230L105 233L102 232V231H103ZM134 229H136V231H135ZM160 229H161V231H160ZM204 229H205V230L210 229V230L213 232V233L211 232V233L213 234V236H212V234H211V236H212V238L214 239L215 243H216V244H220V243H221V244H220V245H216L215 243H212L213 239L211 238L212 241H209V244H210L211 246H210V245H207V244H208V241H206V240H207V239L210 240V237H211V236H210V232H209L210 230H209V231H206V233L210 236V237H208V235H207L206 237H208V238L206 239V238L204 237V236H205V235H204V233H205V232H204V231H205ZM250 229H251V231H254V230H255V231L252 232V233H253V234H256V235H252L251 231H250V232L248 231V230H250ZM252 229H253V230H252ZM85 230H83V231H85ZM111 230H112V232H111ZM163 230H164V232H163ZM174 230H175V231H174ZM176 230H177L178 232H177ZM195 230H194V231H195ZM199 230H200V232H202V230H204V231H203L204 233L202 232L204 236H202V233L198 235L199 237H201V238H199L200 240H198L197 237H196L197 234L200 233ZM108 231H110L109 234H111L112 238L106 239V240H107V242H106L105 238H108V236H109V234L106 235V234L108 233ZM115 231H116V232H115ZM131 231H132V232L134 231V232L132 233ZM41 232H42V231H41ZM57 232H59V234H57ZM93 232H92V233H93ZM119 232H120L121 234H119ZM122 232H123V233H122ZM128 232H130V234H131V233H132V234L130 235ZM179 232H180L182 235H181V236H180V235L176 236ZM247 232H248V233H247ZM39 233H40V232H39ZM116 233H117V235H116ZM125 233H127V234L125 235ZM180 233H179V234H180ZM194 233H197V234H194ZM249 233H251V234H249ZM31 234H32V233H31ZM187 234H188V235H187ZM42 235L45 236L44 232H42ZM42 235H40L41 238L43 237ZM103 235H105V237H103ZM173 235H174V238L171 237V236H173ZM195 235H196V236H195ZM248 235H250V236L253 237L252 241H254L255 236L261 238V239H259V238H255V241H256V239H257V240L259 239V240H262V241H259V240H258L259 242H257V243H256V242H255V243H253V242L250 243L251 239H248L247 241L244 242V240H246V239H244V238L248 237ZM53 236H51V239H52ZM58 236H59V238H58ZM63 236H64V235H63ZM63 236H62V237H63ZM119 236H120V237H119ZM130 236H131V238H129V240L131 239V241H129V240L126 239V237L128 238V237H130ZM175 236L178 238V240L176 239ZM188 236H189V237H188ZM29 237H30V235L26 236L25 241L27 240V242H28V239H30ZM54 237H53V240L56 239V238H54ZM62 237H61V238H62ZM113 237H114V238H113ZM121 237H122V238H121ZM179 237H181V240H179ZM202 237H203V238H202ZM27 238H28V239H27ZM182 238H183V240H185V241H182ZM204 238H205V239H204ZM44 239L47 240V237H46V238L43 237L42 240H44ZM48 239H50V238H48ZM65 239L62 238L61 240H64V242L67 243L68 241L65 240ZM70 239H71V240H70ZM99 239H100V241H99ZM114 239H115V240H114ZM123 239H125V240H124V243H123V245H122ZM202 239H203V241H201ZM230 239H231V240H230ZM74 240H75V239H74ZM93 240H94V241H93ZM109 240H110V241L113 240V242L111 241V242H112V243H111ZM132 240H133V241H132ZM197 240H198V241H201V242H199V243H201V244H199V243L197 244V242H198ZM204 240H205L206 242H204ZM249 240H250V241H249ZM44 241H45V240H44ZM49 241H50V240H49ZM59 241H60V240H59ZM59 241L53 242V241L51 240V243H57V242H59ZM66 241H67V242H66ZM84 241H85V240H84ZM127 241L129 242L128 244H127ZM176 241H177V242H176ZM180 241L182 242V244H180V243H181ZM186 241L189 242V243H187ZM216 241H217V242H216ZM45 242H46V241H45ZM47 242H48V241H47ZM61 242H63V241H61ZM64 242H63V247H64ZM74 242H76V241H74ZM105 242H106V245H105ZM108 242L111 243V244H109ZM125 242H126V243H125ZM131 242H132V243H131ZM133 242H134V244H133ZM185 242H186V244H185ZM202 242H203L204 244H203ZM170 243H169V244H170ZM183 243H184V244H183ZM211 243H212V244H211ZM248 243H249V244H248ZM258 243H259L260 245H259ZM42 244H44L43 241H42ZM46 244H47V243H46ZM46 244H45V245H46ZM49 244H50V242H49ZM59 244H60V242L58 243L57 246H59ZM108 244H109V245H108ZM125 244H126V245H125ZM261 244H262V247H260ZM45 245H44V246H45ZM52 245H56V244H51V247H52ZM136 245H137V244H136ZM170 245H171V244H170ZM174 245H173V246H174ZM213 245L215 246L214 249H213V251H217L216 254L218 253V256H217V257H216V254H215V255L213 254V253H215V252H212V250H210V249H212L211 247H212ZM223 245H224L226 248H228V249L224 248ZM66 246H67V245H66ZM66 246H65V247H66ZM104 246H103V247H104ZM171 246H172V245H171ZM173 246H172V247H173ZM175 246H174V247H175ZM205 246H206V247L209 246L210 248L207 247V248H209V249H207ZM48 247H50V245H49ZM51 247H50V248H51ZM60 247H62V244H61ZM63 247H62V248H63ZM77 247H78V248H77ZM201 247H202L203 249H202ZM218 247H219L220 249H218ZM259 247H260V248H259ZM52 248H53V252H55V248H56V246H54V247H52ZM72 248H73V250H71ZM85 248H87L88 251H85V250H86ZM180 248H182V249L180 250ZM215 248H216V249H215ZM221 248H222V249H221ZM60 249H61V248H60ZM67 249H68V248H67ZM84 249H85V250H84ZM97 249H99V250H98L99 252L97 251ZM184 249H185V250H184ZM189 249L191 250V252L188 253ZM223 249H225V250H223ZM245 249L248 250L249 253H250V251H251V253H250V254L247 253V251H246ZM251 249H252V250H251ZM255 249H256V248H255ZM139 250H143V249L141 248V249H137V251L135 250L136 253H135V251H134V253H135L137 256H138L139 254L142 253V252L139 251ZM183 250H184V251H183ZM187 250H188V251H187ZM206 250H207V251H206ZM243 250H245L246 253L243 252ZM253 250H254V251H253ZM70 251H73V252L71 253ZM74 251H75V254H74ZM138 251H139L140 253H139ZM203 251H204V253H206V252L209 253V254L207 255V257H206V254L202 255V254H203ZM252 251H253V252H252ZM94 252H97L99 256L97 255V253H94ZM200 252H201V253H200ZM220 252H221L222 254H219ZM186 253H188V254L186 255ZM192 253H193V252H192ZM229 253H230V252H229ZM243 253H244V254H243ZM253 253H254V254H253ZM53 254H54V253H53ZM92 254H93V255H92ZM194 254H195V253H194ZM230 254H232V252H231ZM242 254H243V255H242ZM55 255H57V254H55ZM89 255H90L91 257H90ZM129 255H130V254H129ZM129 255H127V256H125V257H129ZM155 255H156V254H155ZM179 255L182 256V257L180 258ZM184 255H186V256H184ZM220 255H222L221 258H218ZM88 256H89V257H88ZM167 256H166V258H168ZM187 256H188V259H187ZM260 256H263V257H260ZM152 257H153L152 260H153L154 262L152 261V262H150V263H152V264L159 263V261H160L159 259H156L157 261H155V258H154L155 256H152ZM177 257H178V258H177ZM183 257H184V258H183ZM212 257H214V258H212ZM227 257H228V255H227ZM156 258H157V255H156ZM174 258H175V259H174ZM176 258H177V259H176ZM217 258H218V259H217ZM248 258H249V259H248ZM127 259H128V258H127ZM170 259L173 260V261L171 262ZM181 259H182V260H181ZM183 259H184V260H183ZM191 259H192V258H191ZM214 259H215V260H214ZM247 259H248V260H247ZM254 259H255V260H254ZM158 260H159V261H158ZM175 260H177L176 263H175ZM245 260H246V261H245ZM178 261H179V262H178ZM196 261H197V260H196ZM170 262H171V263H170ZM185 262H186V263H185ZM193 262H194V259H193ZM202 262H201V263H202ZM214 262H213V263H214ZM236 262H237V263H236ZM247 262H248V263H247ZM259 262H260V263H259ZM164 263H165V264H168V262H165V261H164ZM198 263L194 262V264H198ZM232 263H229V264H232ZM250 263H249V264H250ZM199 264H200V263H199Z\"/></svg>",
  "mask_w": 264,
  "mask_h": 264
}]
</instances>
